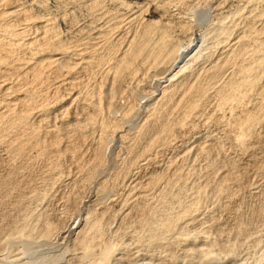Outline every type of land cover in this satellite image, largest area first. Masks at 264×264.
I'll list each match as a JSON object with an SVG mask.
<instances>
[{
    "label": "rangeland",
    "instance_id": "rangeland-1",
    "mask_svg": "<svg viewBox=\"0 0 264 264\" xmlns=\"http://www.w3.org/2000/svg\"><path fill=\"white\" fill-rule=\"evenodd\" d=\"M12 1H14L13 3L17 4L16 7H18V9L21 8L23 10L22 11L23 14L20 13V15H18V17H21L22 15H24V16H22L21 17L22 19H21V18H18L16 16L17 14L14 17L11 15L10 16L11 21L9 20V22L5 21L9 18V16H7V19H5V18L1 19L2 22L0 20V23H3V24L8 23L7 25H9V23L12 22L10 24H13L14 28H16L20 22L27 21L29 25L27 24L26 31H23L25 33L22 32L20 35L15 34L16 32L14 34L12 33L15 30L12 27V25L10 28L11 29L13 28L14 30H11V29L4 30V29L0 28V33L5 32V31L8 33V35H7V33L5 32L4 33L5 36L3 35V33H1L2 36L0 34V41H1L0 42V54H1V48L7 47V46L12 47V45L15 46L18 44L17 42L21 41V43H22L23 42L22 39L23 40L27 39V41L23 42V43H25V42H28L30 40V38H32V37L35 38L38 35L36 32L38 31L40 33V30H36L34 28V26H31V24H32L31 22L33 21V19L36 21L39 20L41 16H42L41 19H44V20L46 17H48V18L52 17V19L49 18L52 22H54V23L51 22L49 24V26H51V29L49 30V33H50L49 39H52V41H51V43L53 42L52 44L55 43L54 42L55 39H56L55 40L56 42L62 41L63 45L67 46V48L69 47L72 50V52H70L69 54L72 55V53H73V55L71 57L68 56V59H70L69 61H72L71 62L72 65H73V63L76 62V60H73V58L75 57L74 51H78L79 48L82 49L83 46H94L95 49L97 47V49H96L97 53L95 52L93 54L95 61L92 62L91 65H87V66L76 65L75 67L70 68L71 71H69V73H67V78L71 79V77H72V79L74 80V83H72V84L61 83L60 84V82H63L64 76L62 77L59 73H61L63 75V74H65V72L63 70L57 69V67L55 68V65H52V67H46L44 69L43 75L41 77L42 78L41 81H40V79L35 80V77H34L32 70H31L32 73L29 72L30 70L26 69V70H28V71H26L24 68H23V70H20V71L18 70L21 67V66L19 67L18 65H21L20 63L22 61H24V59H28V57L30 58V55H32L31 57H33V55L34 56L36 55V54L31 53L32 51H35V48H33L34 47L33 44H32L33 47L30 46V48H25V47L18 44V46H17L18 48L15 47L16 49L14 47L11 49L10 48L5 49L4 53L7 52L5 54L2 51L3 55H6V57H5L6 60L0 61V66H1L0 71L2 72V73L0 72V84H1V86H0V90H1L0 91L1 92L0 93V102H2L3 101L2 99H4L6 101V103L9 102L10 104H6L4 101L3 102L5 103V105H4V103H3V105H2V103H0V129L2 130V131L0 130V133H1L0 134V141H1L0 142V184H2L1 181L5 180V183L3 182L4 186H3V184L0 185V224H1L0 225V232H1L0 233V257L1 256L2 257H5V256L9 257L10 253H12V250L15 251L20 246L21 241L15 242V240L17 239L15 236H17V235L13 234L14 229L17 230L18 225H20V223H22V227L26 225L27 228L23 227L25 230L30 229L31 231H33V233L35 235V231L37 229L39 231V228H41L39 226L43 225L42 222H45L48 219H50L51 222L53 219L56 220V221L53 220V223H50V224L45 222L47 225L50 226V228H52V226H53L52 230H54V231H52V235H54V236H50L47 240V239H44L43 237L41 238V236L38 233H36V234H38L40 239H38L37 235H36V238L34 237L35 242H36V243L33 242L34 247L36 246V248H39L41 251L49 250L48 253H43L45 255L49 254V253L52 254L54 251L57 253V251L63 250L66 247H68V248L71 247L72 243H73L72 235H70V236L68 235L69 237L65 236L62 240V237H60L59 234L57 235L55 233V231L59 230V229L62 231V229H64V227L66 226V223L64 222V220L66 222H68V221L70 222L73 219L75 220L77 218L75 216H79L78 213H80L84 217L85 216L84 214H86V211H88L89 208L90 209L96 208L98 210L101 209L104 212V214L100 213V215L102 214L101 216L103 218L105 217L104 220H102L103 218H101L100 215L98 216V217H100L99 219H101L100 222H103V221L107 222L108 221V224L105 222V224H107V225L101 224L99 222L100 223V231H103L102 237L104 239H108V237L110 235L111 239L109 238V240H111V242H118L120 239H121V241H122V239H124L126 241L131 242V243L135 242L136 246H138V247L141 246L140 248L142 249V246L145 247V245H146V237H148V233H152V230H154L155 228H158V227H156V225L159 223V217L162 218V217H165L167 215V216L171 217L172 219L176 220L177 218L179 219V217L182 215V213H186V215L183 218L180 217L179 221L177 220L178 223L176 221V223H177L176 226L179 227V225L182 221L181 219L188 217V215L190 216V218H192V214L195 213L196 218L197 217H199V218H197L192 223L185 225L187 227L184 226L186 229L188 228L187 229L188 231H190V232L192 231L191 233H194V232L199 231V230H201V231L206 230L207 232L209 231V233H207L206 231H205V233L210 234L211 236L215 235L216 237H218L219 236L218 234H220L221 238L222 237L223 238L229 237L228 240H230V241L234 240L231 242L237 246V252L241 253L240 254L241 257L246 258L249 261V263H251V264L252 263L255 264V261H256L255 257L257 255H258V258L259 257L264 258V124H263V122H264V111H263L264 110V71H263L264 70V62H263L264 61V56H263L264 55V48H263L264 47V0H12ZM3 2H4V0H3ZM6 4H7V2H6ZM6 4L4 3V5H6ZM11 4H12V2H11ZM22 6H23V8H22ZM2 9H3V6L0 5V12ZM134 11H138V13L140 14L139 17L137 19H134L131 22H128V20H126L127 13L129 14V13L134 12ZM25 12L27 14H25ZM25 16H26V18H25ZM11 18H13L14 20ZM17 18L19 20L21 19V21H18ZM48 18H46V19H48ZM149 21H152V22H149ZM154 23H156L157 25ZM167 23L170 25H168ZM165 25H167V26H165ZM184 25H185V28H184ZM29 26L31 27L32 30L30 29ZM179 26H181V27H179ZM148 27L151 30V32H150L151 37L148 36V40H149L148 42L149 43L150 42L152 43V41H154L156 38H158V36L160 34H163L165 36V38L170 37V39L168 38V40L165 41V43L169 42L166 45V47L169 46L172 49L175 48L176 46H179L180 44L186 46L187 42H191L192 39H193L192 42H196L198 40V38H200L201 34H203V33H204V35L207 36L205 38L206 42H204V43H206V45L203 47L204 52H202L200 57L198 59H196L192 63V65H190V67L187 68L186 71H184V73H183V74H185V72L187 74L189 73V75L185 74L186 78H187V79L186 78L185 79L189 83H185L186 82V81L184 82L185 79L184 80L182 79L185 77V75H181L183 77L181 78V76H180V78L182 79L180 83L183 82L184 87L182 86L183 83L179 84V82H178L177 85L169 88L170 91L168 89L167 92L171 93V96H168L169 94L166 95L167 92L164 93V95L166 96V98H165V96H164V98L166 100H168L169 97H170V100H171V98L173 99V97H174L173 101L169 100V103H168V101H166L162 98V99L157 100L155 102L156 104L153 102V104L151 106V103L149 101L150 98H148L147 96H146L147 97L146 98L145 93H146V91L147 92L152 91L153 93H155L157 91L155 94V96H157V98L160 96V93H162L161 87L158 85L159 81L157 80V76H156L157 75L156 74L157 68L159 70L162 67L160 66V67L153 68V70H151V71L145 69V70H147V72H146L147 75L146 74L143 75L142 72L145 70H142V69L145 68V66H144V68H141L140 71H138L139 74L141 76H143V78L141 77L142 79H139L140 76L137 78L136 75L133 76L132 73L127 72V75L124 78H122L117 83H115V85L117 84L114 88L116 93H114V96L112 98L113 101L111 100L112 104L110 101H107V100H106L107 103H105L104 102L105 99L103 98V95L101 93V89L103 90L104 86H105V88L109 87L108 85L106 87V83H105L104 79H106L107 81L110 82L112 80V78L110 77V75H109V78L107 76H105L106 74H105L104 68L106 70L107 67L114 65L117 62L116 59L119 56V52H120L121 48L125 44L128 43L129 39H131L135 33H137L139 36L144 34V31ZM167 27L170 28L171 31L168 30ZM172 28H174V29H172ZM220 28H224V29L222 31H220L221 30ZM33 31H35V32H33ZM9 32H10V35H9ZM35 33H36V35H35ZM16 35L18 37H16ZM51 35H53L55 38ZM152 35H153V37H152ZM104 36H106V38ZM5 37L8 40V41L5 40L6 42L4 41ZM12 38H14L16 40H14ZM234 38H236V39L234 40ZM99 39H101V40H99ZM226 40H227L228 44L226 43ZM30 41H32V40H30ZM107 41H110V42L108 43ZM230 41L231 42L234 41V42L231 43ZM8 42H10V43L8 44ZM14 43H16V44H14ZM47 43H45L44 45H46ZM4 44H5V46H4ZM169 44H171V45H169ZM206 46H208V47L205 48ZM73 47H74V49H73ZM16 50L20 56L21 55L24 56L23 59H22V56L20 57L17 54ZM26 50H28V51H26ZM96 50H94V51H96ZM19 51H21L22 53ZM86 51H90V50H86ZM12 52L13 53L15 52V54H12ZM236 52H238V53H236ZM166 54L164 52L163 56L166 57L165 60L171 61L174 53H172L169 56H166ZM88 56L90 57L91 53H90V55L89 54L87 55V58H89ZM202 56H204V57H202ZM35 57L37 58V56H35ZM35 57L30 59V60L33 61V59H35ZM50 57L51 56L49 55L48 52L42 53L41 55L38 56L39 59H46V58H50ZM77 57H80V56L76 55V58ZM16 58H17V60H16ZM13 60H15L17 62H15ZM18 60H20V61H18ZM101 63H102V65H101ZM260 63H262L261 65L263 66V67H261V68H263L262 70L258 68V66L259 67L261 66ZM97 65L100 67H97ZM15 67L16 68L18 67V69H16ZM133 67H134V65L132 66V68ZM50 68H52V69H50ZM190 68L193 71H191V70L189 71ZM49 70H51V71H49ZM52 70H54V71H52ZM74 70H75V72H74ZM22 71H25V72H22ZM58 71H60V72L58 73ZM128 71H130V70H128ZM55 72H56V74H55ZM191 72H192V74H191ZM15 74H16V76H15ZM19 74H22V75H20L21 79H18ZM58 74H59V77H58ZM194 74H196L198 76H196ZM210 74L212 76H210ZM233 74H234V76H233ZM256 74L259 76V78ZM32 75H33V77H31ZM73 75H76V77H73ZM238 75H240L241 77L240 76L238 77ZM30 77H31V80H30ZM43 77H45L46 79L48 78L47 82H45L46 79ZM235 77H237V78L235 79ZM101 78H102V81H101ZM231 78L233 79V81L234 80H236V81L233 82ZM252 78H253V80H252ZM27 79H29V80L27 81ZM32 79H33V82L35 80L34 83L33 82L30 83V81H32ZM254 79H256V80H254ZM194 80H196V81H194ZM243 80H245L246 82L249 80L250 82L248 81L249 83L248 82L246 83L244 81L245 82L244 83ZM64 82H65V80H64ZM137 82H139V83H137ZM198 82L199 83L201 82L202 84L204 83V85L199 84ZM242 82H243V84H242ZM252 82H254V83H252ZM6 83H7V85H6ZM82 83H83V85L84 84L85 85L84 86L81 85ZM226 83H228V84H226ZM26 84L28 86H26ZM32 84L35 87L34 86L32 87ZM91 84H93V85H91ZM231 84H232V86H231ZM17 85H19L20 87ZM42 85H45V86H42ZM71 85H73V86H71ZM186 85H187V87H185ZM189 85H190V87H189ZM194 85H196L197 89ZM243 85H245V86H243ZM4 86L5 87L10 86V87L7 89H4ZM56 86H57V88H56ZM177 86L180 89L177 88ZM191 86H192V88H191ZM23 87H27L26 89H28V90H26ZM45 87L48 90H49V88H51V89L47 92ZM158 87H160L159 90H158ZM237 87H238V89H237ZM41 88H43L44 90ZM184 88L188 90V92L185 93L186 97H185V95H182L185 92ZM188 88H190L191 91ZM193 88H195V90H193ZM223 88H225V89L227 88L226 89L227 92H225L224 91L225 89H223ZM243 88H246V89H243ZM30 89H31V91H30ZM8 90H9V92H8ZM13 90L16 92H14ZM18 90H20V91H18ZM179 90H182V91H179ZM23 91L26 93V95L23 94ZM200 91H201V93H199ZM17 92H20V93H17ZM29 92L30 93L32 92L33 95H32V93L29 94ZM94 92H96V94ZM191 92H193V93H191ZM80 93L82 96L78 97L80 95ZM158 93H159V96H158ZM175 93H176V95H175ZM190 93L193 95H188ZM222 93H224L225 95H223ZM202 94H204V95H202ZM91 95H93V97ZM95 95L97 96L96 99L94 98ZM180 95H181V97H180ZM206 95H208L207 96L208 98H205ZM210 95H211V97H210ZM99 96H102V97H100V99H99ZM116 96H117V98H116ZM183 96H184V98H182ZM187 96H188V98H187ZM201 96H203V97H201ZM87 97L88 98L92 97L93 100L91 98L88 100ZM114 97L117 101L114 99ZM134 97H136V98H134ZM198 97L200 100L197 99ZM230 97H231V99H230ZM17 98H20L21 100L17 99ZM75 98H77V99H75ZM175 98L177 99V102H176ZM178 98L183 99V100L181 101ZM189 98H191V99H189ZM222 98H223V100H222ZM135 99H136V101H135ZM185 99H188V102L185 101ZM192 99H194L193 103L191 101ZM204 99L206 101H204ZM23 100H25V102ZM178 100H179V102H178ZM89 101L90 102L93 101V102L90 103ZM161 101H163L164 103ZM196 101H198L199 104L201 101V103L203 105L202 104L199 105L197 103V106H196ZM202 101H204V102H202ZM233 101H235L236 103ZM41 102H42V106H43L42 108L45 110H43L40 107ZM103 103H105L106 107L103 106L104 105ZM138 103H140V104H138ZM162 103L164 104V106L166 103L169 104L168 106L175 108V110L173 108H171L174 111L173 112L172 111L167 112V111H170L171 109L166 105V108L168 107L167 108L168 110H167L163 106ZM177 103H178V107L176 108L174 106ZM230 103H233V104H230ZM21 104L25 105L26 107L23 105L21 106ZM44 104H45V106H44ZM92 104H93V106H91ZM132 104L135 106V108H137V110L134 108V106H132ZM154 104H155L156 108H155ZM172 104H173V106H172ZM179 104H181V105H179ZM234 104H236V105H234ZM244 104H245V106H244ZM87 105H88V107H87ZM110 105H111V108H110ZM112 105H113V108H112ZM101 106H102V108H101ZM130 106L132 108H130ZM137 106H139V107H137ZM148 106H150V107H148ZM190 106H191V110H190ZM92 107L93 108L97 107L98 109L96 108L95 110H92L93 109ZM108 107L110 108V110ZM127 107H129V108H127ZM160 107L162 108L163 113H162V110ZM25 108L27 109V111L25 110ZM105 108H106V110H109V111L107 112L105 110ZM145 108H147V109H145ZM152 108H155L157 110L156 111L153 109L154 111H156V113L152 110ZM180 108L184 111L180 110ZM33 109L34 110L37 109L38 111L40 110L41 111V112L39 111L40 114L36 115L37 114L36 113L35 115H33L32 114ZM103 109L105 111L104 113L107 114V115L104 114L105 116H103V114H102ZM46 110H48V111L46 112ZM123 110H124V113H123ZM28 111L31 112L30 115H28L30 113ZM165 111L167 114L168 113H170V114L173 113V114L167 115L165 113ZM192 111H194L195 114ZM2 112H4V113H2ZM19 112H20L21 116L23 115L21 112H23V113L28 112V114H26L25 116H22L23 118L21 116H20L21 118H18L17 113H19ZM127 112L129 113V117H128ZM178 112L180 114H176ZM9 113H11V114L8 115ZM15 113H16V115H13ZM96 113H98L99 116ZM159 113H160V115H159ZM247 113H248V115H246ZM250 113H251V116L253 115V117H250ZM257 113H258V115H257ZM4 114H7L8 116L7 115L4 116ZM47 114H48V116H47ZM130 114H132V115H130ZM155 114H156V119H154ZM175 114H176V116H175ZM100 115H102V116H100ZM125 115H127V117H125ZM157 115L159 116V118H157ZM259 115H260V118L258 117ZM14 116H16V117H14ZM28 116H29V118H28ZM42 116L44 118H42ZM93 116L96 117V120L98 122L96 120L94 122L92 121L95 118ZM106 116H108L107 118H109V119H107ZM90 117H92L93 119ZM110 117H112V118L110 119ZM113 117H115V120ZM121 117H122V119H120ZM123 117H125V119H127V118L128 119L125 120ZM160 117L162 119L165 118L166 120L169 118H172L173 121L171 119H169L170 126H167V123L169 124V122H167L165 124L168 127V132H167V130H163L164 128H162L164 126V125H162L163 124L162 122L163 121L166 122V120L163 119V121H162V119ZM183 117H184V119H183ZM254 117L255 118L257 117V118L254 120ZM8 118H10V119H8ZM102 118L103 119L105 118L104 121H102ZM146 118L147 119L151 118L150 120L148 119L151 124H149V122H147ZM90 119H92V120H90ZM159 119H161L160 122H159ZM2 120H5L7 123L5 121L3 122ZM9 120L11 123H13L16 120L17 121L15 123H13V125H12L9 122ZM12 120H14V121L12 122ZM106 120L109 121L110 123L107 122ZM113 120H114V122H113ZM118 120H120V121L122 120L121 123ZM153 120H155L154 121L155 127L153 126ZM174 120H175V122H174ZM240 120H242V121H240ZM256 120H258V121H256ZM115 121H116L117 125H116ZM17 122H18V124H16ZM46 122H48L49 124ZM89 122H91L92 124L94 123V124L91 126V123L89 124ZM99 122H101V123H99ZM112 122L114 124L111 125ZM173 122H174V124H173ZM246 122L247 123L249 122L248 123L249 125L246 126L245 125ZM254 122H255V124H254ZM105 123L107 126L110 125L109 128L111 130L112 129L116 130L118 128L119 124H121L120 129L121 128H123V129H121V130L117 129V131L114 130V132L112 133L113 130L112 131L110 130V132H109V128L107 126L105 127ZM146 123H147V128H145ZM159 123L160 124L162 123L161 127H160ZM76 124H77V126H76ZM157 124L159 126H156ZM183 124H185V125L183 126ZM41 125H42V127H46V126L47 127L42 128ZM122 125H124V126L122 127ZM175 125L178 127H176ZM251 125H252V127H251ZM143 126H144V129H146V130H144V129L142 130ZM171 126H172V128H171ZM14 127H16L17 131ZM28 127L29 128L31 127V128L29 129ZM77 127L79 128V129H77L78 131L77 130L74 131L75 128H77ZM83 127H85L86 129ZM101 127L105 128V130H101L102 129ZM173 127H175V128H173ZM37 128H38V130H37ZM73 128H74V130H73ZM152 128H156V129L158 128V129L157 130L154 129L155 131L152 132L151 131V130H153ZM161 128H162V131L160 130ZM6 129L8 130V132L10 131V135H7ZM25 129H26V132H25ZM46 129H47V131H46ZM56 129H59V130L57 131ZM82 129H84V130H82ZM79 130L81 132H79ZM141 130L142 131L149 130V131H147V133L149 132V134H146V132H143L145 134L146 138H143L144 134L142 132H140ZM158 130H160V131H158ZM11 131H13L12 132L13 134L11 133ZM106 131H107V134H106ZM138 131L140 132V134H143V135H139ZM156 131L159 133L158 137L156 136L158 134ZM165 131L167 132V133H165V135L160 134V133H164ZM239 131H240V133H239ZM63 132H65L66 134ZM78 132H79V137L77 135ZM100 132H101V134H99ZM102 132L105 133V134H103V137H105L106 141L101 136ZM136 132H138V133H136ZM241 132H243V133H241ZM2 133H4V135H6V137L7 136L8 137L5 138V136ZM15 133H18V134H16L17 136L15 135ZM19 133H21V134H19ZM36 133H38V135ZM48 133L51 135H49ZM110 133H112V134L110 135ZM118 133H120V134L122 133L123 135L122 134L121 135L122 136L125 135L126 138H125V136L121 137V135H119ZM169 133H170V135H169ZM26 134H28V135H26ZM31 134H32V136L34 135L37 138V139H35V141H33L35 137L32 138ZM55 134H57V136H58V134H60V136H58V138H60V139H58ZM62 134L63 135L65 134V135L63 136ZM113 134L114 135L116 134V135L114 136ZM130 134H132V135L135 134V141H136L138 135L140 136V138L138 136L137 141L134 142L133 141L134 135L133 136L131 135V137H128V136H130ZM244 134H246V135H244ZM12 135H15V136H12ZM42 135L45 136V138L43 136V139H46L45 140L46 144L41 137ZM84 135H86L85 136L86 138L88 137V140L83 137ZM150 135H152V137L156 136V138H152ZM162 135L166 138L161 137ZM10 136H12V138H10ZM23 136H25V138H23ZM27 136H29L31 138L30 139L28 137L32 141L31 143H30V141L29 142L28 141L22 142V138H23V141L28 139V138L26 139ZM39 136H40V138H39ZM61 136L63 137V140H61L62 139ZM67 136H69L68 138L70 139V141L67 140L68 138H65ZM71 136H73V137H71ZM99 136H101V137H99ZM147 136L151 137V138H147ZM13 137H15V138L17 137V139H15ZM50 137H54V138L50 139ZM82 137L87 141L85 142V140ZM240 137H241V139H236V138H240ZM3 138L5 140H3ZM8 138L12 140L11 143L13 144V146H15L16 143L18 144V145H16V148H18L19 152L15 149V147H13V150H12V148H10L13 152H11V150H6V148L8 147V144L11 141V140L9 141ZM18 138H20V140ZM76 138L77 139L79 138V139L77 140ZM141 138H143L144 140L141 141ZM55 139H56V141H55ZM139 139H140V142H143V143L138 142ZM149 139H152L153 142H151V140H149ZM163 139H164V141H163ZM7 140L9 143L5 142ZM13 140L14 141L17 140V141H15L16 143ZM40 140H42L43 143ZM64 140L66 142H63ZM157 140H159L160 142ZM242 140L244 141V143L242 142ZM18 141L20 142L21 145H19ZM50 141H52V143ZM58 141H60L62 143H60ZM68 141L70 143L73 141V143L70 144ZM82 141L84 142V144ZM101 141L103 143H106V145L102 146L103 143ZM156 141L158 142V144H156L157 143ZM47 142H48V144H47ZM49 142L51 143L50 145H49ZM74 142L77 144V146H76V144H74ZM78 142H79L80 147L78 146ZM130 142H131V144H130ZM137 142L142 144V145H139ZM150 142L154 143V145L153 144L152 145L155 148L151 147L152 145H150L151 144ZM32 143H35L38 145L36 146L35 144H32ZM66 143H69V144H66ZM80 143L83 145V147H82V145H80ZM132 143L135 146L132 145ZM6 144H7V146H6ZM25 144H27V145H25ZM87 144H90V145H87ZM91 144H92V147L95 146L94 149L91 147ZM96 144L97 145L101 144V146L100 145L97 146ZM128 144L131 145V146L129 145L130 147H134L133 150L136 149V150H134V153H133L132 148L128 149V148H130L128 146ZM146 144L149 145L148 147L149 148L151 147L152 149L151 148L148 149ZM155 144H156V146H155ZM33 145L36 147H34V148L32 147L31 149H29ZM43 145H44V147H45V145L46 146L48 145V146H51L52 148L51 147L49 148L47 146L48 149H45L42 147ZM53 145H55L57 147V149H53V147H55ZM67 145H69V146L71 145L70 147L72 148L73 151H71L70 149L68 150L69 146H67ZM85 145H87L86 148H85ZM63 146H66L67 148H65ZM136 146H140V147H136ZM97 147L98 148L103 147V148L98 149ZM64 148L67 150L65 151ZM78 148H79V150H77ZM84 148H85V150H84ZM142 148H144V149H142ZM145 148L148 149L150 152L148 150L146 151ZM7 149H9V147ZM14 149L16 150V152ZM20 149L23 150L24 153H27V151H28V154L27 155L24 154L23 151H21ZM96 149H98V153H97ZM101 149H103V150H101ZM198 149L199 150L201 149L200 152L203 150V152L200 153ZM50 150L52 151V153H48V152H51ZM56 150H59V151H56ZM99 150H101V151H99ZM38 151H41V152H38ZM53 151H56V152L54 153ZM79 151L82 153V155L80 154L81 157L84 156L82 159H80L79 154H78L79 156L77 158L75 157V154ZM103 151H104L106 156L104 155ZM72 152L75 154L74 155L71 154ZM95 152H96V154H94ZM145 152H147V153H145ZM83 153H85V154L83 155ZM13 154L15 155L14 157H13ZM57 154H59V155H57ZM100 154L104 155L105 157L100 155ZM54 155H56V158ZM16 156H17V158H16ZM73 156H74V158H73ZM100 156L104 157L105 159L103 158V161H101L102 159H100V158H102V157H100ZM86 157H89V158H86ZM95 157H96V159H95L96 163L95 162L94 163L97 165H95L92 161L93 160L92 158H95ZM9 158L11 160H9ZM53 159H54V162H53ZM58 159H59V162H58ZM97 159H99V161ZM70 160H72L73 162ZM80 160H83V161H80ZM89 160H91V161H89ZM41 161H43V162H41ZM76 161H79L77 164L80 166H78V165L77 166L81 170L79 168H77V166L75 165ZM87 161H88V163H87ZM211 161H212V163H211ZM81 162L82 163L86 162V163L82 164ZM100 162L103 165H101ZM80 163L82 165H84L85 167L89 164L88 165L89 169H88V166L86 167L87 168L86 169ZM59 164L61 165V167ZM64 164H66L67 166ZM14 165H15V167H14ZM63 165H64V167H63ZM68 165H70V166H68ZM73 165H74V167H73ZM62 167L64 168V170ZM65 167L66 168L69 167L68 168L69 170H66ZM96 167H98V168H96ZM233 167L235 169H233ZM74 168H76V169H74ZM7 169H8L9 173L7 172ZM52 169H54V170L52 171ZM78 169L80 170V173L82 171L81 174L78 173L79 172ZM85 169L87 170V172ZM17 170H19V171H17ZM91 170L93 171L92 173H91ZM231 170H233V171H231ZM10 171H12L14 174L16 173L15 176H14V174L11 175ZM21 171H22V173H21ZM67 171H68V173H67ZM94 171H95V174H94ZM88 172H90V173H88ZM7 173L10 174V176L7 175ZM83 173H86V175L84 174L85 175L84 176ZM179 173H181V174H179ZM89 174L90 175L92 174L91 177ZM178 174H179V176H181V175L182 176H181V178L179 177L180 179L178 178V180H177V177H175V176H178ZM205 174H206V177H205ZM224 174L227 175V177ZM55 175H57V176H55ZM87 175H88V178L86 177ZM207 175H208V178L210 180L207 178ZM11 176H12V178H11ZM60 176H61V178H60ZM82 176H84L85 178ZM234 176H236V177L238 176V177L236 178ZM20 177H21V179H20ZM54 177H56L57 180ZM80 177L82 179L83 178L84 179L82 180ZM89 177L91 178V180ZM212 177L214 180L217 179L218 182H217V180H215L216 181L215 182L212 179ZM223 177H225L224 180L226 179L225 182H224V180L220 181L221 179H223ZM23 178H24V180H23ZM86 178L88 180H85ZM15 179H16V181H15ZM43 179H44V181H43ZM79 179L81 181H79ZM187 179H189V180H187ZM211 179L213 182L211 181ZM228 179L231 181H229L227 183ZM71 180H74L77 184L75 183L73 185L74 181H71ZM176 180H177V182H176ZM183 180L185 181L184 184H183V182H184ZM206 180H207V182H206ZM208 180L210 181V183L206 185V183L209 182ZM23 181H24V183H23ZM30 181H31V184H30ZM51 181H53V182H51ZM204 181H205V183H204ZM80 182L84 183V185L83 184L81 185ZM175 182H176V184H175ZM220 182H222V183H220ZM79 183H80V185H79ZM148 183H149V185H146ZM192 183H193V185H192ZM16 184H18V186ZM135 184H137V188H139V190H141V191L147 190L146 191L147 195L145 196L146 199H144V197L136 199V198H133L131 196L133 199L127 200V198L130 196V193L132 192L133 186ZM139 184H141V185H139ZM165 184H166V186H165ZM203 184L206 185V187ZM5 185H7L8 188ZM44 185L46 188L44 187V190H43V188H41V187ZM51 185L53 186V189H52ZM142 185L143 186L145 185V186L143 187ZM217 185H221V188L219 186L220 190L218 189ZM223 185L228 186V188L226 189V187H224ZM80 186H86V187H80ZM189 186L191 188H188ZM216 186H217V188H216ZM49 187L51 190H49ZM75 187H76V189H74ZM146 187H148V188H146ZM168 187H170V188H168ZM185 187L188 188V191L186 190ZM192 187L197 188V189H193ZM229 187H230V189H229ZM79 188L82 189L83 191L82 190L80 191ZM179 188L181 191L179 190ZM198 188H200V190ZM222 188L226 189L227 191L226 190L222 191ZM39 189L42 191L40 192ZM98 189H99V191H98ZM189 189H192V190H189ZM228 189H229V192H228ZM62 190H63V192H62ZM149 190H151V191L149 192ZM164 190H166L165 193H164ZM37 191H38V193H37ZM53 191L55 194L53 193ZM55 191H57L58 193ZM69 191H71V192H69ZM77 191H79L80 193L75 194V192H77ZM161 191H163V192L160 194ZM196 191H198V193ZM216 191H218L217 194H216ZM66 192L67 193L69 192V195ZM72 192L74 194H72ZM210 192H212V193H210ZM213 192H215V193L213 194ZM7 193L9 194L10 197L8 196ZM35 193L37 195L40 193L38 195L39 197ZM43 193H44V195H42ZM52 193L54 196L52 195ZM65 193L68 196H71V195H74V196L73 197L71 196L68 198L67 195H66V197L64 196ZM190 193H192V194H190ZM201 193H203V194H201ZM225 193H227V195ZM60 194H64V195L62 196ZM5 195H6V197H5ZM40 195L42 197L45 195L46 196H45V198L43 197V199H42L40 197ZM165 195H166V197H165ZM173 195H174V197H173ZM31 196L32 197L34 196V197L32 198ZM61 196H62V198H60ZM18 197H19V199H18ZM37 197H38V200H40V198H41V200L38 202H37V200L34 201V199H37ZM169 197L171 198V201H170ZM22 198H24V199H22ZM63 198H65V204H66V202H69V203H67L68 205L66 204V206L67 207L69 206L71 208L68 210L69 212L66 211L67 216L64 215V213H65L64 208H65V210H67L69 207L66 208L64 206L65 204H64ZM75 198H78V199H75ZM193 198H195V199H193ZM66 200H68V201H66ZM198 200L201 202H199ZM29 201H30V203H29ZM157 201L161 202V203L159 202L160 205ZM6 202L8 204H6ZM40 203H42V204H40ZM87 204H88V206H87ZM35 205H37V208ZM71 205H73V207ZM158 205H159V207H161L163 209H159ZM182 205H183V207H182ZM42 206L44 208L40 209ZM185 206H187V207H185ZM34 207L36 208V210ZM130 207H131V209H130ZM73 208H74L75 213L73 211ZM194 208L196 209V211H193V210H195ZM124 210L127 213L125 215H123V218L121 219V215L125 213V212H123ZM160 210L161 211L163 210V211L161 212ZM187 210L190 212H188ZM44 211H45V213H44ZM155 211L156 212L158 211V212L156 213ZM27 212L30 214H28ZM31 212H32V214H31ZM62 212H63V214H62ZM180 212H181V214H179ZM26 213H27V216H25ZM141 213H142V215H141ZM167 213H169V214H167ZM58 214H60L59 217L56 216ZM68 214H70L71 217ZM93 214L94 213H92V215ZM151 214L152 215L155 214V216L154 215L152 216ZM34 215H36V216H34ZM139 215H140V217H139ZM63 216H65V218ZM111 216H113V217L111 218ZM118 217H120V218H118ZM110 218H111V220H110ZM140 218H144V219L138 220ZM146 218H147V221H145ZM155 218H156V220L158 219L157 220L158 222L155 220ZM211 218H212V220H211ZM18 219H20V220H18ZM38 219H40V220L43 219V220L40 221ZM118 219H121V220L124 219L123 223L120 224V220H118ZM142 220H144V221H142ZM207 220L208 221L210 220V221L207 222ZM24 221L26 223H24ZM141 222L144 225H142ZM145 222H147V223H145ZM205 222H207V223H205ZM113 223H115V224L113 225ZM116 223H117V225H116ZM151 223L153 224L152 226H151ZM154 223H156V224L154 225ZM46 224H45V227L47 226ZM70 224H71V222L69 223V225ZM118 224H119V226H118ZM123 224H126V225H123ZM197 224H199V225H197ZM55 225H56V227H55ZM109 225H113L115 227L116 226L120 227V225H121L120 229L123 226L124 227L121 230L118 228L115 229V227L113 229H111L113 226L111 227ZM189 225H191V226H189ZM195 225H197V226H195ZM238 225H239V227H237ZM22 227H20L18 229H21ZM31 227H32V229L33 228H37V229L32 230ZM105 227H107V229L109 231L107 229H105ZM109 227H111V228H109ZM147 227L150 228V229H148L149 232L147 230ZM189 228H193V229H189ZM208 228H210V229H208ZM8 229L10 232L9 234H11L13 237H15L12 239L13 244H16V245L12 244L14 247H12V245H10L12 240L8 244H7V241H5V239L7 240L8 237L11 236V235L7 234ZM65 229H67V228L65 227ZM137 229H139V230H137ZM141 229H142V231H141ZM161 229L164 230V228H161ZM170 229L165 231V233L167 232L166 235H163V237L165 236L164 237L165 240L164 239L161 240L159 238V240L162 241L161 243L156 244V246H154L153 244L148 245L151 249L154 247L152 250H150V252H152V251L154 252V250H155V252H154L155 255L153 254L154 257H152V258L156 259L157 261H161L163 263L164 262L165 263L170 262V264H173L174 262H177V261H179V262L184 261L183 263L186 262V264H188V262H189L188 260L197 261L198 258L196 257V255H194L193 253L188 254L187 251H185L186 252L185 258H183L184 257L183 253H185L183 249L185 248V245L187 244L184 241L189 240L190 239L189 236H178L176 234V231H177L176 228H174V229L172 228L171 231H169ZM224 229H227L228 231L227 230L225 231ZM253 229H255V230H253ZM122 230H123V232H122ZM144 230H146V232ZM163 230H160V231L162 232ZM59 231L57 233H59ZM158 231H159V229H158ZM254 231H255V233H254ZM3 232H5V234ZM112 232H113V234H112ZM217 232H218V234H217ZM174 233H175V235H174ZM242 233L244 234V236ZM55 234L57 235V237L55 236ZM125 234H127V236ZM167 235L169 237H167ZM240 236H242V237H240ZM22 237L24 238V236H22ZM105 237H107V238H105ZM115 237L117 238V240ZM128 237H129V239L131 237L132 238L134 237L133 239L131 238L133 241L131 239H130L131 240L130 241L128 239ZM245 237H247V239ZM53 238H54V240H53ZM223 238H222L223 241L227 240V239L224 240ZM42 239H43V241H42ZM140 239L142 241L144 240L143 241L144 243ZM17 240H19V239H17ZM182 240H184V241H182ZM222 240L220 239V241H222ZM39 241H40V244H41V242L44 243V241H47L48 243L45 242L44 245L43 244L40 245ZM126 241H123V242H126ZM50 242H52V244H50ZM5 243H6V245H5ZM164 243H165V245H164ZM38 244L40 246H38ZM45 244H46V246H45ZM9 245L12 247L11 249H10ZM48 245H49V247H48ZM56 245H57V247H55ZM160 246H161V248H156V247H160ZM15 247H16V249L14 250ZM146 247H147V245H146ZM56 248H58V250ZM259 249H261V250H259ZM66 253H67V251H66ZM174 253H176V254H174ZM66 255L68 256V254H66ZM169 256H171V257H169Z\"/></svg>",
    "mask_w": 264,
    "mask_h": 264
},
{
    "label": "bare ground",
    "instance_id": "bare-ground-1",
    "mask_svg": "<svg viewBox=\"0 0 264 264\" xmlns=\"http://www.w3.org/2000/svg\"><path fill=\"white\" fill-rule=\"evenodd\" d=\"M2 1V2H1ZM6 2H7V4H6ZM11 2H12V4H11ZM14 1H12V0H4V2H3V0H0V5H2L3 6V9L1 10V12H0V20L1 19H7V16H9V18L7 19V20H5V21H8L9 22V20H10V16L12 15L13 17L16 15L17 17H18V15H20V13H22V9L21 8H19L18 9V7H16V3H13ZM4 3L6 4V5H4ZM96 6V5H95ZM260 7V6H259ZM2 8V7H1ZM22 8H23V6H22ZM139 11V10H138ZM138 11H134V12H131V13H127V16H126V20H128V22H131V21H133L134 19H137L138 17H139V13H138ZM181 12V11H180ZM248 12V11H247ZM23 14V13H22ZM25 14H27L26 12H25ZM32 15V14H31ZM22 16H24V15H22ZM21 16V17H22ZM27 16V15H26ZM26 16H25V18H26ZM45 16V15H44ZM21 17H18V18H21ZM40 17V16H39ZM181 17V16H180ZM17 18V19H18ZM42 18V16L40 17V19L39 20H34L33 19V21L31 22L32 24H31V26H34V28L36 29V30H40V33L37 31L36 33L38 34L35 38H30V40H32V41H28V42H25V43H23L24 41H27V39L25 40H23L22 39V43H21V41L20 42H17L19 45H21V46H23V47H25V48H30V46H32V44H33V48H35V51H32L31 53L32 54H36L35 56H37V58L33 55V57H31L32 55H30V58L28 57V59H24V61H22L20 58V60L22 61L20 64L21 65H18L19 67H20V69H18V67L16 68V69H18L19 71L20 70H23V68L26 70V69H28V70H30L29 72H31L32 73V71H33V74H34V77H35V80H39L40 79V81H41V77H42V75H43V71H44V69L46 68V67H52V65H55V68L57 67V69H60V70H63L64 72H65V74H61V73H59L60 71H58V73L63 77V82H60V84L61 83H70V84H72V83H74V80L72 79V77H71V79L69 78H67V73H69V71H71V69L70 68H72V67H75L76 65H81V66H87V65H91L92 64V62H94L95 60H94V53L96 52L97 53V47H96V49H95V47L94 46H83L82 47V49H80L79 48V52L78 51H74V53H75V57L73 58V60H76V62L75 63H73V65L71 64V62L72 61H69L70 59H68V56H72L73 55V53H72V55H70L69 53L70 52H72V50L68 47L67 48V46H65V45H63V43H62V41L60 42H56L55 40H54V44H52L51 43V41H52V39H49L50 38V33H49V30L51 29V26H49V24L52 22L50 19H52V17L49 19L48 17H46V18H48V19H46L45 18V20L44 19H41ZM11 19H13V18H11ZM16 19V18H15ZM22 19V18H21ZM21 19L19 20L18 19V21H21ZM14 20V19H13ZM191 20V19H190ZM4 21V22H5ZM11 21V20H10ZM17 21V20H16ZM29 21V20H28ZM231 21V20H230ZM1 22H2V20H1ZM14 22V21H13ZM149 22H152V21H149ZM187 22V21H186ZM6 23V22H5ZM10 23H12V22H10ZM9 23V25H7L8 23H6V24H3V23H0V28L1 29H4V30H6V29H11L10 27H11V25H12V27H13V24H10ZM19 23V22H18ZM52 23H54V22H52ZM21 24V25H20ZM27 24H28V22L27 21H25V22H20L19 23V25L16 27V28H12L11 30H14V32H12L11 30V32L14 34L15 32V34H21L23 31H26V26H27ZM154 24H156V23H154ZM168 24V23H167ZM29 25V24H28ZM157 25V24H156ZM168 25H170V24H168ZM54 26V25H53ZM147 26V25H146ZM165 26H167V25H165ZM30 27V26H29ZM179 27H181V26H179ZM168 28V27H167ZM184 28H185V25H184ZM192 28V27H191ZM30 29H31V27H30ZM172 29H174V28H172ZM181 29V28H180ZM221 30L220 31H222L224 28H220ZM28 30V29H27ZM32 30V29H31ZM168 30H170V28H168ZM194 30V29H193ZM9 31V30H8ZM171 31V30H170ZM184 31V30H183ZM6 32V31H5ZM5 32H1V33H3V35L5 36ZM30 32V31H29ZM33 32H35V31H33ZM54 32V31H53ZM150 32H151V30H150V28L148 27L145 31H144V34H142V35H138L137 33H135L134 35H133V37L131 38V39H129V41H128V43L127 44H125L122 48H121V50H120V52H119V56L117 57V62L114 64V65H112V66H110V67H107V69L105 70V68H104V71H105V76H107L108 78H109V75H110V77L112 78V80L109 82V81H107L106 79H104L105 80V83H106V87H107V85L109 86V87H107V88H105V86H104V89L102 90L101 89V93H102V95H103V98L105 99V103H107L106 102V100L107 101H110L111 102V100L113 101V96H114V93H116L115 92V90H114V88H115V86L117 85H115V83H117L119 80H121L122 78H124L126 75H127V72H130V73H132V75L134 76V75H136L137 76V78L139 77V79H142L143 78V76H141L140 74H139V72L138 71H140V69L141 68H144V66H145V68L144 69H142V70H145V69H147V70H153V68H156V67H162V68H160L159 70H158V68H157V70H156V76H157V80L159 81L158 82V85L161 87V90H162V93H160V96H159V93H158V98H157V96H155V94H156V92L155 93H153L152 91H146V93H145V97L147 96L148 98H150V103H151V106H152V104H153V102L155 103L157 100H159V99H164V100H166L165 98H166V96L164 95V93H166L167 91H168V89L169 88H171V87H174L175 85H177V83L179 82V84H182V83H180L181 82V80L183 79H185L186 78V75H189V73L187 74L186 72H185V74H183L184 73V71H186V69L187 68H189L190 67V65H192V63L196 60V59H198L199 57H200V55H201V53L202 52H204V49H203V47L206 45V43H204V42H206V40H205V38L207 37L206 35H204V33L203 34H201V36H200V38H198V40L196 41V42H192V40H191V42H187V45L186 46H184V45H179V46H176L175 48H170L169 46L168 47H166V45L169 43H165V41H167L168 40V38L170 39V37H166L165 38V36L163 35V34H160L159 36H158V38H154L155 40L154 41H152V43L150 42H148L149 40H148V36H150ZM219 32V31H218ZM225 32V31H224ZM0 33V34H1ZM7 33V32H6ZM23 33H25V32H23ZM36 33H35V35H36ZM155 33V32H154ZM157 33V32H156ZM168 33V32H167ZM172 34V33H171ZM7 35H8V33H7ZM6 35V36H7ZM9 35H10V32H9ZM122 35V34H121ZM1 36H2V34H1ZM3 36V37H4ZM51 36H53V35H51ZM15 37V36H14ZM16 37H18L17 35H16ZM15 37V38H16ZM22 37V36H21ZM20 37V38H21ZM54 37V36H53ZM100 37V36H99ZM105 38H106V36H104ZM151 37V36H150ZM152 37H153V35H152ZM156 37V36H155ZM226 37V36H225ZM251 37V36H250ZM249 37V38H250ZM8 38V37H7ZM11 38V37H10ZM55 38V37H54ZM126 38V37H125ZM240 38V37H239ZM12 39H14V38H12ZM19 39V38H18ZM29 39V38H28ZM104 39V38H103ZM108 39V38H107ZM232 39V38H231ZM230 39V40H231ZM236 38H234V40H235ZM5 40H7L6 39V37L4 38V41ZM10 40V39H9ZM14 40H16V39H14ZM21 40V39H20ZM99 40H101V39H99ZM106 40V39H105ZM221 40V39H220ZM8 41V40H7ZM19 41V40H18ZM217 41V40H216ZM245 41V40H244ZM1 42V41H0ZM3 42V41H2ZM6 42V41H5ZM11 42V41H10ZM10 42H8V44L10 43ZM48 42V43H47ZM108 43L110 42V41H107ZM209 42V41H208ZM231 42V41H230ZM234 41H232L231 43H233ZM45 43H47L46 45H44ZM179 43V42H178ZM210 43V42H209ZM226 43H227V40H226ZM14 44H16V43H14ZM18 44L17 45H15V46H13L12 44V47L10 46H7V47H4V48H1V54H0V61H2V60H6L5 59V57H6V55H3V53H4V50L5 49H11V48H15V47H17L18 46ZM211 44V43H210ZM216 44V43H215ZM228 44V43H227ZM7 45V44H6ZM169 45H171V44H169ZM230 45V44H229ZM228 45V46H229ZM4 46H5V44H4ZM108 46V45H107ZM259 46V45H258ZM2 47V46H1ZM66 47V48H65ZM79 47V46H78ZM104 47V46H103ZM208 46H206L205 48H207ZM18 48V47H17ZM108 48V47H107ZM168 48V49H167ZM264 48V47H263ZM3 49V50H2ZM16 49V48H15ZM32 49V48H31ZM30 49V50H31ZM73 49H74V47H73ZM101 49V48H100ZM86 50H90V51H86ZM94 50H96V51H94ZM208 50V49H207ZM2 51H3V53H2ZM12 51V50H11ZM10 51V52H11ZM26 51H28V50H26ZM25 51V52H26ZM260 51V50H259ZM16 52H17V50H16ZM19 52H21V51H19ZM45 52H48L49 53V55L51 56L50 58H46V59H39L38 58V56L39 55H41L42 53H45ZM164 52H165V54H166V56H169V55H171L172 53H174L173 54V57H172V60L170 61H168V60H165V58L166 57H164L163 55H164ZM209 52V51H208ZM241 52V51H240ZM5 53H7V52H5ZM4 53V54H5ZM22 53V52H21ZM90 53H91V56L89 57V58H87V55L89 54L90 55ZM211 53V52H210ZM236 53H238V52H236ZM12 54H15V52L13 53L12 52ZM17 54L19 55V53L17 52ZM213 54V53H212ZM76 55H78V56H80V57H77L76 58ZM20 56V55H19ZM22 56V55H21ZM20 56V57H21ZM264 56V55H263ZM11 57V56H10ZM23 57L24 56H22V59H23ZM35 57V59H33V61H31L30 59H32V58H34ZM43 57V56H42ZM202 57H204V56H202ZM207 57V56H206ZM27 58V57H26ZM41 58V57H40ZM110 58V57H109ZM168 58V57H167ZM11 59V58H10ZM98 59V58H97ZM107 59V58H106ZM115 59V58H114ZM12 60V59H11ZM16 60H17V58H16ZM20 60H18V61H20ZM102 60V59H101ZM13 61H15V60H13ZM103 61V60H102ZM15 62H17V61H15ZM74 62V61H73ZM110 62V61H109ZM258 62V61H257ZM264 62V61H263ZM6 64V63H5ZM13 64V63H12ZM16 64V63H15ZM96 64V63H95ZM248 64V63H247ZM262 63H260V65H261ZM2 65V64H1ZM100 65V64H99ZM101 65H102V63H101ZM134 65V67L132 68V66ZM214 65V64H213ZM203 66V65H202ZM250 66V65H249ZM248 66V67H249ZM97 67H100V66H98L97 65ZM102 67V66H101ZM261 67H263L262 65L259 67L258 66V68L259 69H263V68H261ZM0 68H1V66H0ZM89 68V67H88ZM192 68V67H191ZM191 68L189 69V71L191 70ZM255 68V67H254ZM4 69V68H3ZM50 69H52V68H50ZM83 69V68H82ZM103 69V68H102ZM5 70V69H4ZM28 70H26V71H28ZM32 70V71H31ZM56 70V69H55ZM73 70V69H72ZM128 70H130V71H128ZM147 70H145V71H143L142 72V74L143 75H145L146 74V72H147ZM205 70V69H204ZM257 70V69H256ZM49 71H51V70H49ZM52 71H54V70H52ZM57 71V70H56ZM87 71V70H86ZM102 71V70H101ZM191 71H193V70H191ZM254 71V70H253ZM264 71V70H263ZM1 72V71H0ZM22 72H25V71H22ZM48 72V71H47ZM74 72H75V70H74ZM83 72V71H82ZM207 72V71H206ZM2 73V72H1ZM4 73V72H3ZM28 73V72H27ZM26 73V74H27ZM50 73V72H49ZM77 73V72H76ZM247 73V72H246ZM46 74V73H45ZM55 74H56V72H55ZM59 74H58V77H59ZM71 74V73H70ZM152 74V73H151ZM191 74H192V72H191ZM190 74V75H191ZM258 74V73H257ZM256 74V75H257ZM20 75H22V74H19V78L18 79H21L20 77ZM81 75V74H80ZM79 75V76H80ZM147 75V74H146ZM154 75V74H153ZM162 75V76H161ZM181 75H185V77L184 78H182L183 76H181ZM194 75H196V74H194ZM200 75V74H199ZM4 76V75H3ZM15 76H16V74H15ZM45 76V75H44ZM53 76V75H52ZM130 76V75H129ZM180 76H181V78H180ZM193 76V75H192ZM196 76H198V75H196ZM210 76H212L211 74H210ZM217 76V75H216ZM233 76H234V74H233ZM240 75H238V77H239ZM254 76V75H253ZM258 76V75H257ZM5 77V76H4ZM31 77H33V75L31 76ZM31 77H30V80H31ZM73 77H76V75H73ZM142 77V78H141ZM147 77V76H146ZM190 77V76H189ZM188 77V78H189ZM241 77V76H240ZM243 77V76H242ZM29 78V77H28ZM43 78H45V77H43ZM80 78V77H79ZM93 78V77H92ZM134 78V77H133ZM153 78V77H152ZM156 78V77H155ZM180 78V79H179ZM191 78V77H190ZM196 78V77H195ZM203 78V77H202ZM233 78V77H232ZM231 78V79H232ZM237 77H235V79H236ZM250 78V77H249ZM258 78H259V76H258ZM6 79V78H5ZM46 79V78H45ZM44 79V80H45ZM54 79V78H53ZM187 79V78H186ZM186 79L184 80V82L186 81ZM246 79V78H245ZM7 80V79H6ZM24 80V79H23ZM29 79H27V81H28ZM35 80H34V82H35ZM47 80H48V78L46 79V81L45 82H47ZM64 80H65V82H64ZM135 80V79H134ZM145 80V79H144ZM192 80V79H191ZM241 80V79H240ZM252 80H253V78H252ZM254 80H256V79H254ZM258 80V79H257ZM39 81V82H40ZM62 81V80H61ZM84 81V80H83ZM101 81H102V78H101ZM127 81V80H126ZM189 81V80H188ZM194 81H196V80H194ZM211 81V80H210ZM232 81H233V79H232ZM236 80H234L233 82H235ZM245 80H243V82H244ZM249 81V80H248ZM247 81V82H248ZM19 82V81H18ZM31 82H33V79H32V81H30V83ZM33 82V83H34ZM44 82V83H45ZM132 82V81H131ZM140 82V81H139ZM139 82H137V83H139ZM240 82V81H239ZM243 82H242V84H243ZM246 82V81H245ZM244 82V83H245ZM246 82V83H247ZM250 82V81H249ZM248 82V83H249ZM11 83V82H10ZM27 83V82H26ZM42 83V82H41ZM40 83V84H41ZM57 83V82H56ZM76 83V82H75ZM79 83V82H78ZM77 83V84H78ZM185 83H189V82H185ZM195 83V82H194ZM199 83V82H198ZM252 83H254V82H252ZM46 84V83H45ZM59 84V83H58ZM80 84V83H79ZM96 84V83H95ZM178 84V85H179ZM199 84H202L201 82L199 83ZM209 84V83H208ZM207 84V85H208ZM216 84V83H215ZM226 84H228V83H226ZM238 84V83H237ZM241 84V83H240ZM6 85H7V83H6ZM10 85V84H9ZM74 85V84H73ZM73 85H71V86H73ZM81 85H83V83L81 84ZM80 85V86H81ZM85 85V84H84ZM83 85V86H84ZM90 85V84H89ZM91 85H93V84H91ZM120 85V84H119ZM139 85V84H138ZM188 85V84H187ZM187 85L185 86V87H187ZM191 85V84H190ZM190 85H189V87H190ZM202 85H204V83L202 84ZM249 85V84H248ZM247 85V86H248ZM0 86H1V84H0ZM17 86H19V85H17ZM26 86H28L27 84H26ZM31 86V85H30ZM29 86V87H30ZM34 85L32 84V87H33ZM42 86H45V85H42ZM58 86V85H57ZM57 86H56V88H57ZM60 86V85H59ZM78 86V85H77ZM183 87H184V83H183V85H182ZM195 87H196V85H194ZM193 86V87H194ZM201 86V85H200ZM222 86V85H221ZM231 86H232V84H231ZM243 86H245V85H243ZM3 87V86H2ZM10 86H4V89H7V88H9ZM20 87V86H19ZM28 87V88H29ZM35 87V86H34ZM94 87V86H93ZM160 87H158V90H159V88ZM23 88H27V87H23ZM31 88V87H30ZM76 88V87H75ZM177 88H179L178 86H177ZM191 88H192V86H191ZM204 88V87H203ZM230 88V87H229ZM247 88V87H246ZM246 88H243V89H246ZM41 89H43V88H41ZM45 89H46V87H45ZM51 88H49V90H50ZM180 89V88H179ZM189 90H190V88H188ZM196 89H197V87H196ZM201 89V88H200ZM223 89H225V88H223ZM227 89V88H226ZM226 89L224 90L225 92H227L226 91ZM237 89H238V87H237ZM26 90H28V89H26ZM25 90V91H26ZM33 90V89H32ZM44 90V89H43ZM47 90V92L49 91L48 89H46ZM95 90V89H94ZM117 90V89H116ZM120 90V89H119ZM157 90V89H156ZM177 90V89H176ZM193 90H195V88H193ZM203 90V89H202ZM201 90V91H202ZM220 90V89H219ZM1 91V90H0ZM4 91V90H3ZM2 91V92H3ZM12 91V90H11ZM10 91V92H11ZM14 91V90H13ZM18 91H20V90H18ZM30 91H31V89H30ZM84 91V90H83ZM98 91V90H97ZM118 91V90H117ZM155 91V90H154ZM169 91H170V89H169ZM179 91H182V90H179ZM178 91V92H179ZM184 94H182V95H185V97H186V92H188V90L187 89H185L184 88ZM191 91V90H190ZM201 91L199 92V93H201ZM221 91V90H220ZM6 92V91H5ZM8 92H9V90H8ZM14 92H16V91H14ZM80 92V91H79ZM86 92V91H85ZM194 92V91H193ZM193 92H191V93H193ZM196 92V91H195ZM205 92V91H204ZM223 92V91H222ZM229 92V91H228ZM1 93V92H0ZM4 93V92H3ZM17 93H20V92H17ZM32 93V92H31ZM30 92H29V94H31ZM88 93V92H87ZM95 94H96V92H94ZM177 93V92H176ZM176 93H175V95H176ZM183 93V92H182ZM188 94V95H193V94ZM219 93V92H218ZM234 93V92H233ZM23 94H25L26 95V93L23 91ZM28 94V93H27ZM45 94V93H44ZM84 94V93H83ZM89 94V93H88ZM99 94V93H98ZM119 94V93H118ZM136 94V93H135ZM167 94H169L168 96H171V93H166V95ZM223 95H225L224 93H222ZM248 94V93H247ZM9 95V94H8ZM12 95V94H11ZM20 95V94H19ZM32 95H33V93H32ZM90 95V94H89ZM178 95V94H177ZM200 95V94H199ZM202 95H204V94H202ZM228 95V94H227ZM235 95V94H234ZM237 95V94H236ZM14 96V95H13ZM23 96V95H22ZM78 96V95H77ZM82 95H81V93H80V95L78 96V97H81ZM92 97H93V95H91ZM134 96V95H133ZM164 96H165V98H164ZM174 96V95H173ZM179 96V95H178ZM195 96V95H194ZM198 96V95H197ZM208 95H206V97L205 98H208L207 97ZM219 96V95H218ZM221 96V95H220ZM248 96V95H247ZM18 97V96H17ZM85 97V96H84ZM92 97H87V99L89 100L90 98L92 99ZM96 95L94 96V98L96 99ZM100 97H102V96H99V99H100ZM146 97V98H147ZM180 97H181V95H180ZM190 97V96H189ZM201 97H203V96H201ZM210 97H211V95H210ZM229 97V96H228ZM227 97V98H228ZM52 98V97H51ZM116 98H117V96H116ZM134 98H136V97H134ZM182 98H184V96L182 97ZM187 98H188V96H187ZM195 98V97H194ZM225 98V97H224ZM242 98V97H241ZM17 99H20V98H17ZM23 99V98H22ZM49 99V98H48ZM75 99H77V98H75ZM114 99H115V97H114ZM173 99H174V97H173ZM173 99L171 98V100L173 101ZM179 100H183V99H180V98H178ZM189 99H191V98H189ZM198 100H200L199 99V97L197 98ZM196 99V100H197ZM203 99V98H202ZM230 99H231V97H230ZM245 99V98H244ZM247 99V98H246ZM5 103H6V101L4 100V99H2ZM11 100V99H10ZM14 100V99H13ZM21 100V99H20ZM93 100V99H92ZM116 100V99H115ZM169 100H170V97H169V99L168 100H166V101H168V103H169ZM170 100V101H171ZM175 100H176V102H177V99L175 98ZM179 100H178V102H179ZM218 100V99H217ZM222 100H223V98H222ZM221 100V101H222ZM225 100V99H224ZM0 102V103H2V105H3V103L4 102ZM19 101V100H18ZM17 101V102H18ZM24 102H25V100H23ZM79 101V100H78ZM98 101V100H97ZM117 101V100H116ZM128 101V100H127ZM131 101V100H130ZM135 101H136V99H135ZM185 101H187L188 102V99H185ZM192 101V103H193V101H194V99H192L191 100ZM204 101H206L205 99H204ZM204 101H202V102H204ZM232 101V100H231ZM237 101V100H236ZM8 102V101H7ZM16 102V103H17ZM21 102V101H20ZM23 102V103H24ZM85 102V101H84ZM90 102V101H89ZM93 102V101H92ZM92 102H90V103H92ZM138 102V101H137ZM161 102H163V101H161ZM190 102V101H189ZM219 102V101H218ZM224 102V101H223ZM233 102H235V101H233ZM239 102V101H238ZM244 102V101H243ZM5 103H4V105H5ZM30 103V102H29ZM86 103V102H85ZM84 103V104H85ZM105 103H103L102 105L103 106H105ZM116 103V102H115ZM159 103V102H158ZM164 103V102H163ZM162 103V104H163ZM181 103V102H180ZM184 103V102H183ZM191 103V104H192ZM197 103L199 104V102L198 101H196V106H197ZM236 103V102H235ZM245 103V102H244ZM6 104H10L9 102L8 103H6ZM20 104V103H19ZM26 104V103H25ZM32 104V103H31ZM88 104V103H87ZM97 104V103H96ZM111 104H112V102H111ZM136 104V103H135ZM138 104H140V103H138ZM149 104V103H148ZM156 104V103H155ZM155 104H154V106H155ZM182 104V103H181ZM181 104H179V105H181ZM186 104V103H185ZM200 104H202L201 103V101H200ZM199 104V105H200ZM206 104V103H205ZM230 104H233V103H230ZM23 104H21V106H22ZM86 105V104H85ZM114 105V104H113ZM113 105H112V108H113ZM127 105V104H126ZM137 105V104H136ZM147 105V104H146ZM166 105L168 106L169 104H165V106H164V104H163V106L166 108ZM203 105V104H202ZM234 105H236V104H234ZM23 106H25V105H23ZM44 106H45V104H44ZM91 106H93V104L91 105ZM98 106V105H97ZM128 106V105H127ZM132 106H134L133 104H132ZM162 106V105H161ZM162 106V107H163ZM172 106H173V104H172ZM185 106V105H184ZM193 106V105H192ZM218 106V105H217ZM244 106H245V104H244ZM7 107V106H6ZM17 107V106H16ZM26 107V106H25ZM38 107V106H37ZM40 107L42 108L43 106H42V102H41V105H40ZM53 107V106H52ZM87 107H88V105H87ZM106 107V106H105ZM137 107H139V106H137ZM148 107H150V106H148ZM169 107V106H168ZM167 107V108H168ZM174 107H178V103L177 104H175V106ZM201 107V106H200ZM199 107V108H200ZM233 107V106H232ZM236 107V106H235ZM10 108V107H9ZM36 108V107H35ZM47 108V107H46ZM93 108V107H92ZM97 108V107H96ZM95 107L92 109V110H95L96 109ZM101 108H102V106H101ZM109 108V107H108ZM110 108H111V105H110ZM110 108H109V110H110ZM115 108V107H114ZM127 108H129V107H127ZM126 108V109H127ZM130 108H132L131 106H130ZM134 108H135V106H134ZM155 108H156V106H155ZM155 108H152V110L154 109V110H156ZM158 108V107H157ZM161 108V107H160ZM166 108V109H167ZM170 109L171 108H173V107H169ZM184 108V107H183ZM187 108V107H186ZM248 108V107H247ZM12 109V108H11ZM22 109V108H21ZM43 109V108H42ZM88 109V108H87ZM90 109V108H89ZM98 109V108H97ZM124 109V108H123ZM136 110H137V108H135ZM145 109H147V108H145ZM150 109V108H149ZM169 109V110H170ZM174 110H175V108H173ZM198 109V108H197ZM239 109V108H238ZM3 110V109H2ZM25 110L27 111V109L25 108ZM24 110V111H25ZM37 109H33V112H32V114L33 115H35L36 113V115H38V114H40L39 113V111L37 110ZM43 110H45V109H43ZM91 110V109H90ZM105 110H106V108H105ZM109 110H106L107 112L109 111ZM128 110V109H127ZM126 110V111H127ZM133 110V109H132ZM153 110V111H154ZM161 110H162V108H161ZM168 110V109H167ZM166 110V111H167ZM174 110H170V111H167V112H173ZM178 110V109H177ZM180 110H182L181 108H180ZM190 110H191V106H190ZM202 110V109H201ZM48 110H46V112H47ZM112 111V110H111ZM135 111V110H134ZM157 111V110H156ZM156 111H154L155 113H156ZM166 111H165V113H166ZM179 111V110H178ZM182 111H184V110H182ZM189 111V110H188ZM196 111V110H195ZM199 111V110H198ZM259 111V110H258ZM264 111V110H263ZM14 112V111H13ZM12 112V113H13ZM16 112V111H15ZM28 112H30V111H28ZM28 112L27 113H23V112H21L23 115L22 116H25L26 114H28ZM41 112V111H40ZM44 112V111H43ZM98 112V111H97ZM105 111H104V109H103V116H105V115H107V114H105L104 113ZM106 112V113H107ZM177 112V111H176ZM181 112V111H180ZM187 112V111H186ZM190 112V111H189ZM192 112H194V111H192ZM243 112V111H242ZM257 112V111H256ZM261 112V111H260ZM2 113H4V112H2ZM114 113V112H113ZM118 113V112H117ZM123 113H124V110H123ZM128 113V112H127ZM126 113V114H127ZM132 113V112H131ZM136 113V112H135ZM162 113H163V110H162ZM164 113V114H165ZM197 113V112H196ZM11 113H9L8 115H10ZM31 114V112L28 114V115H30ZM98 116H99V114L98 113H96ZM105 114V115H104ZM150 114V113H149ZM148 114V115H149ZM163 114V115H164ZM167 114V113H166ZM173 113H168L167 115H172ZM176 114H180L179 112L178 113H176ZM176 114H175V116H176ZM183 114V113H182ZM181 114V115H182ZM192 114V113H191ZM194 114H195V112H194ZM5 115H7V114H4V116ZM7 115V116H8ZM13 115H16V113L15 114H13ZM32 115V116H33ZM111 115V114H110ZM122 115V114H121ZM130 115H132V114H130ZM153 115V114H152ZM159 115H160V113H159ZM162 115V116H163ZM166 115V116H167ZM186 115V114H185ZM184 115V116H185ZM233 115V114H232ZM245 115V114H244ZM246 115H248V113L246 114ZM255 115V114H254ZM257 115H258V113H257ZM256 115V116H257ZM3 116V117H4ZM17 116H18V118H21L22 116L20 115V112L19 113H17ZM21 116V117H20ZM46 116V115H45ZM47 116H48V114H47ZM100 116H102V115H100ZM154 116V115H153ZM174 116V115H173ZM172 116V117H173ZM188 116V115H187ZM215 116V115H214ZM14 117H16V116H14ZM93 117H95V116H93ZM108 116H106V118H107ZM125 117H127V115H125ZM125 117H123L124 119H125ZM128 117H129V113H128ZM164 117V116H163ZM181 117V116H180ZM190 117V116H189ZM244 117V116H243ZM250 117H253V115L251 116V113H250ZM259 118H260V115L258 116ZM23 118V117H22ZM28 118H29V116H28ZM42 118H44L43 116H42ZM41 118V119H42ZM90 118H92V117H90ZM101 118V117H100ZM112 117H110V119H111ZM114 118V120H115V117H113ZM157 118H159V116L157 115ZM161 118V117H160ZM167 118V117H166ZM245 118V117H244ZM257 118V117H256ZM255 117H254V120L256 119ZM258 118V119H259ZM8 119H10V118H8ZM13 119V118H12ZM93 119V118H92ZM92 119H90V120H92ZM99 119V118H98ZM105 119V118H104ZM104 119L102 118V121H104ZM107 119H109V118H107ZM119 119V118H118ZM120 119H122V117L120 118ZM128 119V118H127ZM127 119H125V120H127ZM147 119V118H146ZM149 120L151 119V118H148ZM147 119V122H149V120ZM153 119V118H152ZM154 119H156V114H155V118ZM162 119V118H161ZM161 119H159V122L161 121ZM163 119H165V118H163ZM163 119H162V121H163ZM169 119H171L172 120V118H169ZM169 119H165L166 120V122H162L161 124L162 125H164L162 128H164L163 130H167V132H168V127L167 126H170V122H169ZM181 119V118H180ZM179 119V120H180ZM183 119H184V117H183ZM242 119V118H241ZM253 119V118H252ZM44 120V119H43ZM46 120V119H45ZM83 120V119H82ZM96 120V117L94 118V120H92L93 122ZM114 120H113V122H114ZM188 120V119H187ZM186 120V121H187ZM249 120V119H248ZM253 120V121H254ZM261 120V119H260ZM3 122L5 121V120H2ZM8 121V120H7ZM14 120H12V122H13ZM17 121V120H16ZM16 121H14L13 123H15ZM23 121V120H22ZM97 121V120H96ZM100 121V120H99ZM107 121V120H106ZM105 121V122H106ZM112 121V120H111ZM120 123H121V121L120 120H118ZM129 121V120H128ZM155 120H153V126L155 127V122H154ZM173 121V120H172ZM183 121V120H182ZM185 121V122H186ZM240 121H242V120H240ZM244 121V120H243ZM251 121V120H250ZM249 121V122H250ZM256 121H258V120H256ZM6 122V121H5ZM9 122H10V120H9ZM8 122V123H9ZM98 122V121H97ZM96 122V123H97ZM107 122H109V121H107ZM106 122V123H107ZM111 123V125L112 124H114V123ZM118 122V123H119ZM167 122H169V124L167 123ZM174 122H175V120H174ZM174 122H173V124H174ZM248 122V123H249ZM7 123V122H6ZM11 123V122H10ZM13 123H11L12 125H13ZM46 123H48V122H46ZM76 123V122H75ZM88 123V122H87ZM86 123V124H87ZM91 122H89V124H90ZM99 123H101V122H99ZM106 123H105V127L107 126L106 125ZM110 123V122H109ZM115 123H116V121H115ZM158 123V122H157ZM167 123V126L165 125ZM172 123V122H171ZM184 123V122H183ZM240 123V122H239ZM247 122H246V126L247 125H249ZM16 124H18V122L16 123ZM49 124V123H48ZM47 124V125H48ZM80 124V123H79ZM94 124V123H93ZM92 123H91V126L93 125ZM108 124V123H107ZM149 124H151L150 122H149ZM160 124V123H159ZM160 124V127L162 126ZM242 124V123H241ZM254 124H255V122H254ZM258 124V123H257ZM263 124H264V122H263ZM99 125V124H98ZM101 125V124H100ZM116 125H117V123H116ZM136 125V124H135ZM146 125V127L145 128H147V123L145 124ZM144 125V126H145ZM185 124H183V126H184ZM243 125V124H242ZM244 125V126H245ZM8 126V125H7ZM6 126V127H7ZM74 126V125H73ZM76 126H77V124H76ZM75 126V127H76ZM82 126V125H81ZM80 126V127H81ZM84 126V125H83ZM110 126V125H109ZM109 126H107L108 128H109ZM120 126H121V124H119V126H118V130H121V129H123V128H121L120 129ZM124 125H122V127H123ZM144 126H143V128H142V130L144 129ZM156 126H159L158 124L156 125ZM173 126V125H172ZM172 126H171V128H172ZM176 126V125H175ZM180 126V125H179ZM229 126V125H228ZM240 126V125H239ZM245 126V127H246ZM33 127V126H32ZM41 127H42V125H41ZM47 127V126H46ZM46 127H42V128H46ZM62 127V126H61ZM96 127V126H95ZM104 127V126H103ZM114 127V126H113ZM112 127V128H113ZM116 127V126H115ZM149 127V126H148ZM176 127H178V126H176ZM182 127V126H181ZM251 127H252V125H251ZM8 128V127H7ZM12 128V127H11ZM15 129H16V127H14ZM29 128V127H28ZM31 128V127H30ZM29 128V129H30ZM56 128V127H55ZM58 128V127H57ZM67 128V127H66ZM83 128H85V127H83ZM102 128V127H101ZM100 128V129H101ZM159 128V127H158ZM157 128V129H158ZM162 128L160 129L161 131H162ZM167 128V129H166ZM173 128H175V127H173ZM243 128V127H242ZM249 128V127H248ZM13 129V128H12ZM11 129V130H12ZM14 129V130H15ZM20 129V128H19ZM24 129V128H23ZM33 129V128H32ZM35 129V128H34ZM65 129V128H64ZM77 129H79L78 127L77 128H75V130H74V128H73V130L74 131H76ZM86 129V128H85ZM117 129L115 130V131H117ZM149 129V128H148ZM153 130H151L152 132H154L155 130L154 129H156V128H152ZM156 129V130H157ZM253 129V128H252ZM1 130V129H0ZM10 130V129H9ZM37 130H38V128H37ZM57 131L59 130V129H56ZM62 130V129H61ZM81 130V129H80ZM79 130V132H81ZM82 130H84V129H82ZM101 130H105V128H102ZM110 128H109V132H110ZM113 130V129H112ZM111 130V131H112ZM114 130L112 131V133L114 132ZM127 130V129H126ZM137 130V129H136ZM139 130V129H138ZM140 131V132H146V134H149V132L147 133V131H149V130H147V131ZM144 130H146V129H144ZM160 130H158V131H160ZM172 130V129H171ZM241 130V129H240ZM250 130V129H249ZM2 131V130H1ZM6 131H7V135H10V131L8 132V130L6 129ZM5 131V132H6ZM16 131H17V129H16ZM35 131V130H34ZM46 131H47V129H46ZM64 131V130H63ZM68 131V130H67ZM78 131V130H77ZM173 131V130H172ZM4 132V133H5ZM13 131H11V133H12ZM25 132H26V129H25ZM42 132V131H41ZM49 132V131H48ZM52 132V131H51ZM79 132L77 133V135H78V137H79ZM85 132V131H84ZM83 132V133H84ZM139 132V131H138ZM138 132H136V133H138ZM140 132L138 133L139 135H143V134H140ZM157 132V131H156ZM166 131L164 132V133H160V134H164L165 135V133H167ZM4 133H2L3 135H4ZM9 133V134H8ZM22 133V132H21ZM21 133H19V134H21ZM30 133V132H29ZM34 133V132H33ZM32 133V134H33ZM47 133V132H46ZM59 133V132H58ZM63 133H65V132H63ZM68 133V132H67ZM76 133V132H75ZM112 133H110V135L112 134ZM151 133V132H150ZM158 133V132H157ZM156 133V134H157ZM208 133V132H207ZM239 133H240V131H239ZM241 133H243V132H241ZM1 134V133H0ZM13 134V133H12ZM16 134H18V133H15V135ZM32 134H31V136H32ZM37 135H38V133H36ZM44 134V133H43ZM49 134V133H48ZM66 134V133H65ZM64 134V135H65ZM95 134V133H94ZM99 134H101V132L99 133ZM103 134H105V133H103L102 132V137H103ZM106 134H107V131H106ZM119 135H121L120 133H118ZM137 134V135H138ZM153 134V133H152ZM247 134V133H246ZM246 134H244V135H246ZM15 135H12V136H15ZM26 135H28V134H26ZM40 135V134H39ZM49 135H51V134H49ZM54 135V134H53ZM56 136H57V134H55ZM63 135V134H62ZM63 135V136H64ZM68 135V134H67ZM109 135V134H108ZM114 135V134H113ZM112 135V136H113ZM116 135V134H115ZM114 135V136H115ZM123 135V134H122ZM121 135V137H124V136H122ZM129 135V134H128ZM131 135L132 134H130V136H128V137H131ZM134 135V136H133ZM132 136H133V141L134 142H136L137 141V139H138V136H137V139H136V141H135V134H133ZM158 135H159V133L156 135L157 137H158ZM169 135H170V133H169ZM243 135V134H242ZM5 136V138H7L6 137V135H4ZM3 136V137H4ZM12 136H10V138H12ZM17 136V135H16ZM43 136L44 135H42L41 137H42V139H43ZM58 136H60V134H58ZM58 136H57V138H58ZM86 135H84L83 137L84 138H86L85 137ZM92 136V135H91ZM101 136H99V137H101ZM151 137H152V135H150ZM155 136V135H154ZM156 136L155 137H152V138H156ZM168 136V135H167ZM241 136V135H240ZM21 137V136H20ZM29 136H27L26 137V139L28 138ZM33 137H35L34 135L32 136V138ZM47 137V136H46ZM55 137V136H54ZM54 137H50V139H52V138H54ZM69 136H67V137H65V138H68ZM71 137H73V136H71ZM70 137V138H71ZM82 137V138H83ZM97 137V136H96ZM95 137V138H96ZM142 137V136H141ZM151 137H148L147 136V138H151ZM161 137H164L163 135L161 136ZM13 138H15V137H13ZM23 138H25V136H23ZM23 138H22V142H26V141H30V143L32 142L29 138V140L27 139V140H24L23 141ZM39 138H40V136H39ZM44 138H45V136H44ZM61 140H63V137L61 136ZM83 138V139H84ZM107 138V137H106ZM125 138H126V136H125ZM139 138H140V136H139ZM143 138H146V136H145V134L143 135ZM143 138H141V141L142 140H144ZM164 138H166V137H164ZM245 138V137H244ZM15 139H17V137L15 138ZM19 140H20V138H18ZM35 139H37L36 137L34 138V140L33 141H35ZM58 139H60V138H58ZM57 139V140H58ZM72 139V138H71ZM77 139V138H76ZM79 139V138H78ZM77 139V140H78ZM81 139V138H80ZM87 140H88V137L86 138ZM92 139V138H91ZM98 139V138H97ZM101 139V138H100ZM103 139L105 140V137H103ZM102 139V140H103ZM129 139V138H128ZM131 139V138H130ZM159 139V138H158ZM236 139H241V137L240 138H236ZM3 140H5L4 138H3ZM8 140L10 141L11 139H9L8 138ZM8 140L7 141H5V142H8ZM44 140V142H45V140L46 139H43ZM60 140V141H61ZM66 140V139H65ZM63 141V142H66V141ZM67 140H69L70 141V139L68 138ZM75 140V139H74ZM73 140V141H74ZM85 140V139H84ZM83 140V141H84ZM87 140H85V142L87 141ZM103 140V141H104ZM124 140V139H123ZM132 140V139H131ZM149 140H151V142H153V140L152 139H149ZM156 140V139H155ZM160 140V139H159ZM159 140H157V141H159ZM14 141V140H13ZM15 141H17V140H15ZM14 141V142H15ZM40 141H42V140H40ZM55 141H56V139H55ZM60 141H58V142H60ZM68 141V142H69ZM73 141L71 142V143H73ZM82 141V142H83ZM96 141V140H95ZM106 141V140H105ZM156 141V142H157ZM162 141V140H161ZM163 141H164V139H163ZM162 141V142H163ZM1 142V141H0ZM12 142V140L10 141V143L8 144V147H9V149H7L6 148V150H11L10 148H12V150H13V147H15V149L18 151V148H16V145H18L16 142V144H15V146H13V144L11 143ZM19 142V141H18ZM21 142V143H22ZM27 142V143H28ZM51 143H52V141H50ZM49 142V145L51 144ZM77 142V141H76ZM97 142V141H96ZM100 142V141H99ZM98 142V143H99ZM102 142V141H101ZM132 142V141H131ZM131 142H130V144H131ZM138 142H140V139H139V141ZM137 142V143H138ZM150 142V143H151ZM155 142V143H156ZM160 142V141H159ZM161 142V143H162ZM241 142V141H240ZM242 142L244 143V141L242 140ZM36 143V142H35ZM35 143H32V144H35ZM42 143H43V141H42ZM41 143V144H42ZM60 143H62V142H60ZM70 143V142H69ZM69 143H66V144H69ZM70 143V144H71ZM89 143V142H88ZM93 143V142H92ZM103 143V142H102ZM136 143V144H137ZM140 143H143V142H140ZM140 143H138L139 145H142V144H140ZM7 144H6V146H7ZM31 144V145H32ZM45 144H46V142H45ZM47 144H48V142H47ZM54 144V143H53ZM65 144V143H64ZM63 144V145H64ZM74 144H76L75 142H74ZM83 144H84V142H83ZM130 144H128V146L130 145ZM154 145V143H151L150 145ZM156 144H158V142L156 143ZM156 144H155V146H156ZM19 145H21L20 144V142H19ZM25 145H27V144H25ZM36 146L38 145V144H35ZM80 145H82L81 143H80ZM87 145H90V144H87ZM87 145H85V148L87 147ZM97 145V144H96ZM100 146H101V144H99ZM99 145H97V146H99ZM104 145H106V143H103V145L102 146H104ZM132 145H134L133 143H132ZM151 146L152 148H155L154 146ZM5 146V147H6ZM24 146V145H23ZM36 146H31L29 149H31L32 147L34 148V147H36ZM48 146V145H47ZM46 145H45V147H44V145L42 146L43 148H45V149H48V147L50 148L51 146H48L47 147ZM53 146H55V145H53ZM61 146V145H60ZM67 146H69V145H67ZM71 146V145H70ZM68 147V150L70 149L71 151H73L72 150V148L71 147ZM76 146H77V144H76ZM78 146H79V142H78ZM131 146V145H130ZM129 146V147H130ZM135 146V145H134ZM144 146V145H143ZM142 146V147H143ZM146 146L148 147L149 145H147L146 144ZM160 146V145H159ZM204 146V145H203ZM19 147V146H18ZM21 147V146H20ZM25 147V146H24ZM29 147V146H28ZM47 147V148H46ZM56 147V146H55ZM55 147H53V149H57V147L55 148ZM63 147H65V148H67L66 146H63ZM75 147V146H74ZM73 147V148H74ZM80 147V146H79ZM82 147H83V145H82ZM91 147H92V144H91ZM136 147H140V146H136ZM146 147V148H147ZM150 147V148H151ZM52 148V147H51ZM64 148V149H65ZM85 148H84V150H85ZM93 149L95 148V146L94 147H92ZM91 148V149H92ZM98 148V147H97ZM100 148H103V147H99L98 149H100ZM132 148V150H133V148L134 147H130V148H128V149H131ZM145 148V149H146ZM149 147H148V149H150ZM151 148V149H152ZM201 148V147H200ZM14 149V150H15ZM52 149V150H53ZM92 149V150H93ZM98 149H96V151H97V153H98ZM140 149V148H139ZM138 149V150H139ZM142 149H144V148H142ZM148 149H146V151L148 150ZM5 150V149H4ZM11 150V152H13ZM16 150H15V152H16ZM21 150V149H20ZM28 150V149H27ZM26 150V151H27ZM61 150V149H60ZM67 149H65V151H66ZM75 150V149H74ZM77 150H79V148L77 149ZM82 150V149H81ZM80 150V151H81ZM87 150V149H86ZM101 150H103V149H101ZM101 150H99V151H101ZM131 150V151H132ZM134 150H136V149H134ZM134 150H133V153H134ZM141 150V149H140ZM164 150V149H163ZM199 150V149H198ZM201 150V149H200ZM200 150H199V152H200ZM21 151H23V150H21ZM42 151V150H41ZM41 151H38V152H41ZM46 151V150H45ZM51 151V150H50ZM56 151H59V150H56ZM56 151H53L54 153L56 152ZM76 151V150H75ZM79 151V152H80ZM130 151V152H131ZM142 151V150H141ZM149 151V150H148ZM152 151V150H151ZM188 151V150H187ZM8 152V151H7ZM19 152V151H18ZM31 152V151H30ZM48 152V151H47ZM61 152V151H60ZM63 152V151H62ZM70 152V151H69ZM68 152V153H69ZM79 152H77L76 154L75 153H71V154H75V157L77 158L80 154L82 155V151L79 153ZM92 152V151H91ZM129 152V153H130ZM150 152V151H149ZM203 152V150L200 152V153H202ZM221 152V151H220ZM23 153H24V151H23ZM37 153V152H36ZM48 153H52V151L51 152H48ZM59 153V152H58ZM67 153V152H66ZM87 153V152H86ZM100 153V152H99ZM103 153H104V151H103ZM141 153V152H140ZM139 153V154H140ZM145 153H147V152H145ZM208 153V152H207ZM8 154V153H7ZM15 154V153H14ZM13 154V157L16 155H14ZM20 154V153H19ZM24 154H28V151H27V153H24ZM79 154V155H78ZM85 153H83V155H84ZM89 154V153H88ZM87 154V155H88ZM94 154H96V152L94 153ZM131 154V153H130ZM57 155H59V154H57ZM62 155V154H61ZM69 155V154H68ZM81 155L79 156L80 157V159H82L83 157H81ZM100 155H102V154H100ZM104 155H105V153H104ZM104 155H102V156H104ZM205 155V154H204ZM203 155V156H204ZM38 156V155H37ZM40 156V155H39ZM50 156V155H49ZM55 156V158H56V155H54ZM67 156V155H66ZM98 156V155H97ZM102 156H100V157H102ZM106 156V155H105ZM104 156V157H105ZM131 156V155H130ZM28 157V156H27ZM64 157V156H63ZM90 157V156H89ZM89 157H86V158H89ZM104 157H102V158H100V159H102L101 161H103V158ZM124 157V156H123ZM197 157V156H196ZM205 157V156H204ZM16 158H17V156H16ZM25 158V157H24ZM52 158V157H51ZM54 158V159H55ZM71 158V157H70ZM73 158H74V156H73ZM75 158V159H76ZM98 158V157H97ZM137 158V157H136ZM200 158V157H199ZM54 159H53V162H54ZM85 159V158H84ZM93 159V160H92ZM91 160L93 161V163L95 162V159H96V157L95 158H92ZM105 159V158H104ZM172 159V158H171ZM9 160H11L10 158H9ZM14 160V159H13ZM12 160V161H13ZM78 160V159H77ZM91 160H89V161H91ZM98 161H99V159H97ZM135 160V159H134ZM49 161V160H48ZM64 161V160H63ZM62 161V162H63ZM70 161H72V160H70ZM80 161H83V160H80ZM85 161V160H84ZM97 161V162H98ZM130 161V160H129ZM206 161V160H205ZM11 162V161H10ZM14 162V161H13ZM41 162H43V161H41ZM52 162V163H53ZM58 162H59V159H58ZM73 162V161H72ZM75 162V161H74ZM79 161H76V166L78 165L77 163H78ZM51 163V164H52ZM64 163V162H63ZM82 163V162H81ZM80 163V164H81ZM83 163H86V162H83ZM82 163V164H83ZM87 163H88V161H87ZM96 163V162H95ZM94 163V164H95ZM101 163V162H100ZM126 163V162H125ZM211 163H212V161H211ZM50 164V165H51ZM54 164V163H53ZM81 164V165H82ZM93 164V165H94ZM134 164V163H133ZM172 164V163H171ZM215 164V163H214ZM16 165V164H15ZM15 165H14V167H15ZM60 165V164H59ZM64 165H66V164H64ZM64 165H63V167H64ZM86 165V164H85ZM89 165V164H88ZM87 165V166H88ZM91 165V164H90ZM95 165H97V164H95ZM99 165V164H98ZM101 165H103L102 163H101ZM100 165V166H101ZM34 166V165H33ZM40 166V165H39ZM54 166V165H53ZM67 166V165H66ZM68 166H70V165H68ZM78 166H80V165H78ZM77 166V168H79ZM83 167H85L84 165H82ZM86 166V167H87ZM92 166V165H91ZM167 166V165H166ZM209 166V165H208ZM55 167V166H54ZM53 167V168H54ZM60 167H61V165H60ZM62 167V168H63ZM73 167H74V165H73ZM85 167V168H86ZM99 167V166H98ZM98 167H96V168H98ZM43 168V167H42ZM52 168V167H51ZM56 168V167H55ZM66 168V167H65ZM69 167H67L66 168V170H69L68 169ZM71 168V167H70ZM82 168V167H81ZM102 168V167H101ZM207 168V167H206ZM232 168V167H231ZM3 169V168H2ZM5 169V168H4ZM15 169V168H14ZM57 169V168H56ZM74 169H76V168H74ZM80 169V168H79ZM78 169V173L79 174H81L82 173V171H81V173H80V170ZM83 169V168H82ZM87 169V168H86ZM85 169V170H86ZM88 169H89V166H88ZM91 169V168H90ZM130 169V168H129ZM222 169V168H221ZM233 169H235L234 167H233ZM50 170V169H49ZM54 169H52V171H53ZM59 170V169H58ZM57 170V171H58ZM63 170H64V168H63ZM73 170V169H72ZM84 170V171H85ZM204 170V169H203ZM216 170V169H215ZM17 171H19V170H17ZM27 171V170H26ZM60 171V170H59ZM201 171V170H200ZM231 171H233V170H231ZM7 172H8V169H7ZM11 172V175L12 174H14L12 171H10ZM56 172V171H55ZM54 172V173H55ZM62 172V171H61ZM86 172H87V170H86ZM93 171L91 170V173H92ZM128 172V171H127ZM209 172V171H208ZM230 172V171H229ZM2 173V172H1ZM6 173V172H5ZM9 173V172H8ZM7 173V175H9L10 176V174H8ZM21 173H22V171H21ZM52 173V172H51ZM59 173V172H58ZM67 173H68V171H67ZM88 173H90V172H88ZM105 173V172H104ZM182 173V172H181ZM181 173H179V174H181ZM210 173V172H209ZM224 173V172H223ZM240 173V172H239ZM16 174V173H15ZM15 174H14V176H15ZM57 174V173H56ZM86 175V173H83V175ZM94 174H95V171H94ZM175 174V173H174ZM179 174H178V176H175V177H177V180H178V178L180 177L181 178V176H179ZM233 174V173H232ZM3 175V174H2ZM6 175V176H7ZM18 175V174H17ZM22 175V174H21ZM58 175V174H57ZM57 175H55V176H57ZM69 175V174H68ZM71 175V174H70ZM78 175V174H77ZM84 175V176H85ZM90 175V174H89ZM92 175V174H91ZM91 175H90V177H91ZM199 175V174H198ZM225 175V174H224ZM236 175V174H235ZM13 176V177H14ZM37 176V175H36ZM84 176H82V177H84ZM94 176V175H93ZM92 176V177H93ZM105 176V175H104ZM210 176V175H209ZM215 176V175H214ZM213 176V177H214ZM226 177H227V175H225ZM3 177V176H2ZM5 177V176H4ZM38 177V176H37ZM47 177V176H46ZM49 177V176H48ZM87 178H88V175L86 176ZM89 177V178H90ZM203 177V176H202ZM205 177H206V174H205ZM211 177V176H210ZM213 177H212V179H213ZM234 177H236V176H234ZM238 177V176H237ZM236 177V178H237ZM11 178H12V176H11ZM15 178V177H14ZM55 179H56V177H54ZM60 178H61V176H60ZM74 178V177H73ZM81 178V177H80ZM85 178V177H84ZM83 178V179H84ZM85 179V180H88V179ZM125 178V177H124ZM160 178V177H159ZM179 178V179H180ZM183 178V177H182ZM204 178V177H203ZM207 178H208V175H207ZM224 178L225 177H223V179H221L220 181H222V180H224ZM20 179H21V177H20ZM82 179V178H81ZM82 179V180H83ZM117 179V178H116ZM209 179V178H208ZM212 179H211V181H212ZM219 179V178H218ZM23 180H24V178H23ZM52 180V179H51ZM57 180V179H56ZM59 180V179H58ZM62 180V179H61ZM78 180V179H77ZM84 180V181H85ZM90 180H91V178H90ZM177 180H176V182H177ZM185 180V179H184ZM183 180V181H184ZM187 180H189V179H187ZM186 180V181H187ZM210 180V179H209ZM208 180V181H209ZM214 180V179H213ZM215 180H217V179H215ZM214 180V181H215ZM226 180V179H225ZM225 180H224V182H225ZM238 180V179H237ZM7 181V180H6ZM15 181H16V179H15ZM32 181V180H31ZM31 181H30V184H31ZM43 181H44V179H43ZM71 181H74V180H71ZM79 181H81L80 179H79ZM78 181V182H79ZM170 181V180H169ZM173 181V180H172ZM180 181V180H179ZM229 181H231V180H227V183L229 182ZM2 182V184H3V182L5 183V180H3V181H1ZM28 182V181H27ZM26 182V183H27ZM33 182V181H32ZM51 182H53V181H51ZM140 182V181H139ZM176 182H175V184H176ZM206 182H207V180H206ZM213 182V181H212ZM216 182V181H215ZM217 182H218V180H217ZM15 183V182H14ZM23 183H24V181H23ZM29 183V182H28ZM76 182L74 181V183H73V185L75 184ZM81 183V182H80ZM80 183H79V185H80ZM92 183V182H91ZM165 183V182H164ZM167 183V182H166ZM169 183V182H168ZM185 183V181L183 182V184ZM196 183V182H195ZM202 183V182H201ZM204 183H205V181H204ZM210 183V181L208 182V183H206V185L207 184H209ZM220 183H222V182H220ZM2 184H0V185H2ZM35 184V183H34ZM33 184V185H34ZM37 184V183H36ZM77 184V183H76ZM84 185V183H81V185ZM134 184V183H133ZM132 184V185H133ZM138 184V183H137ZM137 184H135L134 186H133V189H132V192L130 193V196L127 198V200H132L133 198H136V199H138V198H142V197H144V199H146L145 198V196L147 195L146 194V191L147 190H139V188H137ZM151 184V183H150ZM217 184V183H216ZM215 184V185H216ZM17 186H18V184H16ZM27 185V184H26ZM25 185V186H26ZM46 185V184H45ZM45 185L44 186H42L41 188H43V190H44V187H45ZM139 185H141V184H139ZM146 185H149V183L148 184H146ZM192 185H193V183H192ZM204 185V184H203ZM206 185H204L205 187H206ZM3 186H4V184H3ZM6 187H7V185H5ZM47 186V185H46ZM50 186V185H49ZM52 186V185H51ZM143 186V185H142ZM145 186V185H144ZM143 186V187H144ZM165 186H166V184H165ZM181 186V185H180ZM191 186V185H190ZM188 187V188H191V187ZM201 186V185H200ZM211 186V185H210ZM218 186V189L220 190V188H221V185H217ZM217 186H216V188H217ZM219 186H220V188H219ZM224 186V185H223ZM28 187V186H27ZM70 187V186H69ZM72 187V186H71ZM80 187H86V186H80ZM140 187V186H139ZM149 187V186H148ZM148 187H146V188H148ZM154 187V186H153ZM197 187V186H196ZM224 187H226V189L228 188V186H224ZM223 187V188H224ZM258 187V186H257ZM8 188V187H7ZM18 188V187H17ZM24 188V187H23ZM46 188V187H45ZM55 188V187H54ZM168 188H170V187H168ZM167 188V189H168ZM186 188V187H185ZM188 188H186V190L188 191ZM193 189H197V188H194V187H192ZM222 188V191L224 190H226V189H223ZM236 188V187H235ZM20 189V188H19ZM22 189V188H21ZM28 189V188H27ZM36 189V188H35ZM34 189V190H35ZM52 189H53V186H52ZM59 189V188H58ZM74 189H76V187L74 188ZM73 189V190H74ZM143 189V188H142ZM145 189V188H144ZM199 190H200V188H198ZM229 189H230V187H229ZM229 189H228V192H229ZM12 190V189H11ZM49 190H51L50 189V187H49ZM48 190V191H49ZM79 190L81 191L82 189H80L79 188ZM179 190H180V188H179ZM189 190H192V189H189ZM198 190V191H199ZM31 191V190H30ZM36 191V190H35ZM34 191V192H35ZM39 191L41 192L42 190H40L39 189ZM72 191V190H71ZM71 191H69V192H71ZM83 191V190H82ZM98 191H99V189H98ZM151 190H149V192H150ZM165 191L166 190H164V193H165ZM170 191V190H169ZM181 191V190H180ZM198 191H196L197 193H198ZM227 191V190H226ZM12 192V191H11ZM32 192V191H31ZM44 192V191H43ZM47 192V191H46ZM55 192H57V191H55ZM61 192V191H60ZM62 192H63V190H62ZM69 192L67 193L68 195H69ZM163 191H161L160 192V194L162 193ZM206 192V191H205ZM204 192V193H205ZM217 192L218 191H216V194H217ZM233 192V191H232ZM237 192V191H236ZM18 193V192H17ZM37 193H38V191H37ZM53 193H54V191H53ZM53 193H52V195H53ZM58 193V192H57ZM65 193V195L64 194H60V195H64L65 197H66V194ZM76 193H80L79 191H77V192H75V194ZM170 193V192H169ZM178 193V192H177ZM195 193V192H194ZM210 193H212V192H210ZM215 192H213V194H214ZM222 193V192H221ZM8 194V193H7ZM15 194V193H14ZM36 194V193H35ZM40 194V193H39ZM38 194V195H39ZM55 194V193H54ZM72 194H74L73 192H72ZM167 194V193H166ZM190 194H192V193H190ZM201 194H203V193H201ZM220 194V193H219ZM226 195H227V193H225ZM37 195V194H36ZM37 195V196H38ZM42 195H44V193L42 194ZM51 195V194H50ZM51 195V196H52ZM67 195V196H68ZM163 195V194H162ZM176 195V194H175ZM182 195V194H181ZM221 195V194H220ZM219 195V196H220ZM8 196H9V194H8ZM46 196V195H45ZM45 196H43L44 198H45ZM50 196V197H51ZM54 196V195H53ZM62 196L60 197V198H62ZM72 197L74 196V195H71ZM71 196H68V198L69 197H71ZM76 196V195H75ZM78 196V195H77ZM81 196V195H80ZM133 198H132V197ZM164 196V195H163ZM180 196V195H179ZM230 196V195H229ZM4 197V196H3ZM5 197H6V195H5ZM10 197V196H9ZM17 197V196H16ZM32 197V196H31ZM34 197V196H33ZM32 197V198H33ZM39 197V196H38ZM38 197H37V199H34V201L35 200H37V202L38 201H40L41 200V198L43 199V197L40 195V200H38ZM153 197V196H152ZM165 197H166V195H165ZM173 197H174V195H173ZM25 198V197H24ZM24 198H22V199H24ZM56 198V197H55ZM59 198V199H60ZM130 198V199H129ZM170 198V197H169ZM3 199V198H2ZM5 199V198H4ZM18 199H19V197H18ZM64 199V204H65V198H63ZM62 199V200H63ZM71 199V198H70ZM74 199V198H73ZM75 199H78V198H75ZM161 199V198H160ZM165 199V198H164ZM193 199H195V198H193ZM197 199V198H196ZM26 200V199H25ZM28 200V199H27ZM50 200V199H49ZM61 200V199H60ZM89 200V199H88ZM4 201V200H3ZM66 201H68V200H66ZM140 201V200H139ZM164 201V200H163ZM170 201H171V198H170ZM174 201V200H173ZM192 201V200H191ZM199 201V200H198ZM197 201V202H198ZM24 202V201H23ZM79 202V201H78ZM155 202V201H154ZM158 202V201H157ZM156 202V203H157ZM160 202V201H159ZM158 202V203H159ZM188 202V201H187ZM196 202V203H197ZM199 202H201V201H199ZM26 203V202H25ZM29 203H30V201H29ZM35 203V202H34ZM33 203V204H34ZM48 203V202H47ZM63 203V202H62ZM67 203H69V202H66V204ZM75 203V202H74ZM146 203V202H145ZM161 203V202H160ZM160 203H159V205H160ZM168 203V202H167ZM173 203V202H172ZM183 203V202H182ZM6 204H8L7 202H6ZM16 204V203H15ZM40 204H42V203H40ZM46 204V203H45ZM49 204V203H48ZM66 204L64 205L66 208H68L67 206H66ZM89 204V203H88ZM88 204H87V206H88ZM28 205V204H27ZM30 205V204H29ZM68 205V204H67ZM75 205V204H74ZM150 205V204H149ZM155 205V204H154ZM159 205H158V207H159ZM175 205V204H174ZM173 205V206H174ZM184 205V204H183ZM183 205H182V207H183ZM196 205V204H195ZM36 206V208H37V205H35ZM39 206V205H38ZM48 206V205H47ZM72 207H73V205H71ZM152 206V205H151ZM167 206V205H166ZM170 206V205H169ZM178 206V205H177ZM146 207V206H145ZM185 207H187V206H185ZM35 208V207H34ZM33 208V209H34ZM36 208H35V210H36ZM42 208H44L43 206L40 208V209H42ZM133 208V207H132ZM173 208V207H172ZM190 208V207H189ZM25 209V208H24ZM52 209V208H51ZM69 209H71L70 207L67 209V210H65V208H64V211H65V213H64V215H66V211H68ZM76 209V208H75ZM130 209H131V207H130ZM146 209V208H145ZM159 209H163V208H161V207H159ZM195 209V208H194ZM50 210V209H49ZM56 210V209H55ZM117 210V209H116ZM115 210V211H116ZM155 210V209H154ZM209 210V209H208ZM30 211V210H29ZM28 211V212H29ZM40 211V210H39ZM73 211H74V208H73ZM81 211V210H80ZM129 211V210H128ZM161 211V210H160ZM163 211V210H162ZM161 211V212H162ZM182 211V210H181ZM188 211V210H187ZM193 211H196V209L195 210H193ZM27 212V213H28ZM48 212V211H47ZM54 212V211H53ZM69 212V211H68ZM84 212V211H83ZM123 212H125L124 214H122L121 215V219L123 218V215H125L127 212L124 210ZM122 212V213H123ZM152 212V211H151ZM156 212V211H155ZM158 212V211H157ZM156 212V213H157ZM171 212V211H170ZM188 212H190V211H188ZM192 212V211H191ZM7 213V212H6ZM22 213V212H21ZM27 213L25 214V216H27ZM44 213H45V211H44ZM74 213H75V211H74ZM73 213V214H74ZM85 213V212H84ZM92 213H94L93 215H92ZM100 213H103L104 214V212H103V210H98V209H88V211H86V214H84L85 216L83 217V215H81L80 213H78V215L79 216H75V217H77L75 220L73 219V220H71L70 222H71V224L69 225V221L68 222H66L65 220H64V222L66 223V228L67 229H65V227H64V229H62V231L60 230H56L55 231V233L58 235H60V237H62V240H63V238L66 236H70V235H72V240H73V243H72V246L71 247H66L65 249H63V250H59V251H57V253L55 252H53L52 254L51 253H49V254H43V253H48L49 252V250H47V251H41L39 248H36V246L34 247V243H36L35 242V239H34V237L36 238V235H37V237H38V239H40L39 238V236H38V234L41 236V238L43 237L44 239H47L48 240V238L50 237V236H54V235H52V231H54V230H52V228H53V226H52V228H50V226L49 225H47L46 223H53V220H55V219H53L52 220V222L50 221V219H48L47 221H45V222H42V226H39V227H41V228H39L38 226V228H39V231H38V229L37 228H33V229H37L36 231H35V235H34V233H33V231H31L30 229H27V230H25L23 227H26V225L25 226H23L22 227V223H20V225H18V228H20V227H22L21 229H18L17 228V230H15L14 229V233L13 234H15V235H17V236H15L17 239H19V240H15V242L16 241H18V242H20L21 241V244H20V246L17 248V250H15L16 249V247L14 248V250L15 251H13L12 250V253H10V256L8 257V256H5V257H0V264H170V262L169 263H163V262H161V261H157L156 259H154V258H152V257H154L153 256V254H154V252H155V250H154V252L152 251V252H150V250H152L148 245H150V244H153L154 246H156V244H159V243H161L162 241H160L159 240V238L162 240V239H164V237H163V235H166V233H165V231L166 230H168V229H174V228H176L177 229V231H176V234L178 235V236H189V240H182V241H184V242H186L187 244L185 245V248L183 249L184 250V252L185 251H187L188 252V254H191V253H193L194 255H196V257L198 258L197 259V261H194V260H188L187 262H188V264L190 263V264H251V263H249V261L246 259V258H243V257H241V253H239V252H237V246L234 244V243H232L231 241H234V240H228L229 239V237H222L224 240L225 239H227L226 241H223L222 240V238H221V236H220V234H218V232H217V234L219 235H217L218 237H216L215 235L214 236H211L210 234H206L205 233V231L206 230H203V231H201V230H199V231H196V232H194V233H191L190 231H188L185 227H187V226H185V225H187V224H189V223H192L193 221H195L197 218H199V217H197L196 218V214L194 215V214H192V218H190V216L188 215V217H185L184 219H181L182 221H181V223H180V225H179V227H177L176 225H177V223H178V221H179V219H180V217H184L185 215H186V213H182V215L179 217V219L177 218L176 220L175 219H172L171 217H169V216H167L164 212V214L166 215L165 217H162V218H160L159 217V223L156 225V227H158V228H155L154 230H152V233H148V237H146V245H147V247L149 248H147L146 247V245H145V247L144 246H142V249L140 248L141 246H136V243L135 242H129V241H126V240H124V239H122V241H121V239L118 241V242H111V240H109V238H110V235H109V237H108V239H104L103 237H102V233H103V231H100V223L101 224H105V222L103 223V222H100V220L101 219H99L100 217H98L99 215H100ZM106 213V212H105ZM153 213V212H152ZM175 213V212H174ZM178 213V212H177ZM197 213V212H196ZM28 214H30V213H28ZM31 214H32V212H31ZM34 214V213H33ZM50 214V213H49ZM56 214V213H55ZM61 214V213H60ZM60 214H58V215H56L57 217H59V215ZM62 214H63V212H62ZM71 214V213H70ZM70 214H68V215H70ZM167 214H169V213H167ZM173 214V213H172ZM171 214V215H172ZM179 214H181V212L179 213ZM7 215V214H6ZM102 215V214H101ZM100 215V216H101ZM109 215V214H108ZM141 215H142V213H141ZM152 215V214H151ZM154 216H155V214H153ZM152 215V216H153ZM163 215V214H162ZM24 216V217H25ZM34 216H36V215H34ZM67 216V215H66ZM164 216V215H163ZM178 216V215H177ZM176 216V217H177ZM201 216V215H200ZM42 217V216H41ZM45 217V216H44ZM64 218H65V216H63ZM70 217H71V215H70ZM110 217V216H109ZM113 216H111V218H112ZM115 217V216H114ZM139 217H140V215H139ZM146 217V216H145ZM148 217V216H147ZM175 217V216H174ZM67 218V217H66ZM69 218V217H68ZM101 218H103L102 216H101ZM105 218V217H104ZM104 218L102 219V220H104ZM111 218H110V220H111ZM116 218V217H115ZM118 218H120V217H118ZM21 219V218H20ZM20 219H18V220H20ZM26 219V218H25ZM31 219V218H30ZM29 219V220H30ZM33 219V218H32ZM36 219V218H35ZM44 219V218H43ZM42 219V220H43ZM60 219V218H59ZM121 219H118V220H120V224L121 223H123V220H121ZM141 219H144V218H140V219H138V220H141ZM203 219V218H202ZM208 219V218H207ZM28 220V221H29ZM38 220H40V219H38ZM42 220H40V221H42ZM117 220V221H118ZM149 220V219H148ZM153 220V219H152ZM155 220H156V218H155ZM158 220V219H157ZM156 220V221H157ZM178 220V221H177ZM211 220H212V218H211ZM27 221V222H28ZM35 221V220H34ZM33 221V222H34ZM56 221V220H55ZM58 221V220H57ZM126 221V220H125ZM130 221V220H129ZM142 221H144V220H142ZM145 221H147V218H146V220ZM176 221H177V223H176ZM210 221V220H209ZM208 220H207V222H209ZM32 222V221H31ZM100 222V223H99ZM110 222V221H109ZM139 222V221H138ZM158 222V221H157ZM203 222V221H202ZM207 222H205V223H207ZM24 223H26L25 221H24ZM35 223V222H34ZM33 223V224H34ZM107 224H108V221L106 222ZM145 223H147V222H145ZM184 223V224H183ZM197 223V222H196ZM195 223V224H196ZM201 223V222H200ZM199 223V224H200ZM204 223V224H205ZM6 224V223H5ZM29 224V223H28ZM31 224V223H30ZM32 224V225H33ZM45 224L47 225L46 227H45ZM64 224V223H63ZM107 224H105V225H107ZM115 223H113V225H114ZM141 224H142V222H141ZM156 223H154V225H155ZM199 224H197V225H199ZM202 224V223H201ZM1 225V224H0ZM24 225V224H23ZM31 225V226H32ZM35 225V224H34ZM113 225H109V226H113ZM116 225H117V223H116ZM123 225H126V224H123ZM132 225V224H131ZM142 225H144V224H142ZM149 225V224H148ZM153 224L151 223V226H152ZM194 225V224H193ZM197 225H195V226H197ZM218 225V224H217ZM216 225V226H217ZM104 226V225H103ZM102 226V227H103ZM118 226H119V224H118ZM129 226V225H128ZM185 226V227H184ZM189 226H191V225H189ZM9 227V226H8ZM33 227V226H32ZM32 227H31V229H32ZM55 227H56V225H55ZM111 227H109V228H111ZM115 226H113L111 229H113ZM120 227H121V225H120ZM120 227H115V229L116 228H118V229H120ZM124 227V226H123ZM122 227V228H123ZM138 227V226H137ZM140 227V226H139ZM144 227V226H143ZM193 227V226H192ZM206 227V226H205ZM237 227H239V225L237 226ZM27 228V227H26ZM104 228V227H103ZM121 228V229H122ZM126 228V227H125ZM124 228V229H125ZM130 228V227H129ZM128 228V229H129ZM141 228V227H140ZM139 228V229H140ZM153 228V227H152ZM161 228H164V230L163 229H161ZM243 228V227H242ZM11 229V228H10ZM32 229V230H33ZM41 229V230H40ZM102 229V228H101ZM105 229H107V227H105ZM117 229V230H118ZM120 229V230H121ZM123 229V230H124ZM127 229V228H126ZM135 229V228H134ZM133 229V230H134ZM139 229H137V230H139ZM143 229V228H142ZM142 229H141V231H142ZM148 229H150V228H148L147 227V230ZM158 229H159V231H158ZM171 229L169 230V231H171ZM189 229H193V228H189ZM199 229V228H198ZM203 229V228H202ZM208 229H210V228H208ZM219 229V228H218ZM244 229V228H243ZM108 230V229H107ZM116 230V231H117ZM123 230H122V232H123ZM160 230H163L162 232L160 231ZM221 230V229H220ZM225 231L227 230V229H224ZM253 230H255V229H253ZM59 231V233H57ZM109 231V230H108ZM111 231V230H110ZM125 231V230H124ZM140 231V232H141ZM145 232H146V230H144ZM168 231V232H169ZM228 231V230H227ZM137 232V231H136ZM139 232V233H140ZM148 232H149V230H148ZM207 232V231H206ZM211 232V231H210ZM1 233V232H0ZM4 234H5V232H3ZM7 233V232H6ZM10 232H9V229H8V233L7 234H9ZM36 233H38V234H36ZM61 233V234H60ZM105 233V232H104ZM138 233V234H139ZM144 233V232H143ZM207 233H209V231L207 232ZM254 233H255V231H254ZM55 234V236L57 237V235ZM109 234V233H108ZM107 234V235H108ZM112 234H113V232H112ZM146 234V233H145ZM243 234V233H242ZM9 235H11V234H9ZM126 236H127V234H125ZM174 235H175V233H174ZM173 235V236H174ZM7 236V235H6ZM22 236H24V238L22 237ZM68 236V237H69ZM117 236V235H116ZM121 236V235H120ZM124 236V235H123ZM129 236V235H128ZM137 236V235H136ZM142 236V235H141ZM224 236V235H223ZM243 236H244V234H243ZM246 236V235H245ZM248 236V235H247ZM8 237V236H7ZM15 237H13L12 235L10 236V237H8V239L6 240L5 239V241H7V244L13 239V238H15ZM19 237V238H18ZM125 237V236H124ZM140 237V236H139ZM167 237H169L168 235H167ZM166 237V238H167ZM232 237V236H231ZM240 237H242V236H240ZM105 238H107V237H105ZM116 238V237H115ZM123 238V237H122ZM132 238V237H131ZM130 238V239H131ZM134 238V237H133ZM132 238V239H133ZM173 238V237H172ZM188 238V237H187ZM186 238V239H187ZM246 239H247V237H245ZM111 239V238H110ZM128 239H129V237H128ZM129 239V240H130ZM131 239V240H132ZM174 239V238H173ZM220 239L222 240V241H220ZM37 240V239H36ZM53 240H54V238H53ZM58 240V239H57ZM116 240H117V238H116ZM130 240V241H131ZM141 240V239H140ZM165 240V239H164ZM169 240V239H168ZM42 241H43V239H42ZM123 241H126V242H123ZM133 241V240H132ZM138 241V240H137ZM142 241V240H141ZM144 241V240H143ZM142 241V242H143ZM34 242V243H33ZM45 242H47V241H44V243ZM174 242V241H173ZM189 242V243H188ZM250 242V241H249ZM38 243V242H37ZM44 243L43 242H41V244H43L44 245ZM48 243V242H47ZM46 243V244H47ZM61 243V242H60ZM144 243V242H143ZM169 243V242H168ZM248 243V242H247ZM13 244V240H12V242H11V244L10 245H12ZM39 244H40V241H39ZM38 244V246H40ZM46 244H45V246H46ZM50 244H52V242H50ZM49 244V245H50ZM55 244V243H54ZM180 244V243H179ZM196 244V245H195ZM5 245H6V243H5ZM9 245V246H10ZM13 245H16V244H13ZM12 245V247H14ZM18 245V244H17ZM37 245V244H36ZM49 245H48V247H49ZM164 245H165V243H164ZM239 245V244H238ZM53 246V245H52ZM11 246H10V249L12 248ZM55 247H57V245L55 246ZM172 247V246H171ZM42 248V247H41ZM156 248H161V246L160 247H156ZM8 249V248H7ZM44 249V248H43ZM57 250H58V248H56ZM163 249V248H162ZM249 249V248H248ZM52 250V249H51ZM54 250V249H53ZM132 250V251H131ZM259 250H261V249H259ZM3 251V250H2ZM66 251H67V253H66ZM239 251V250H238ZM4 252V251H3ZM68 254V256L66 255V254ZM51 254V255H50ZM161 254V253H160ZM174 254H176V253H174ZM155 255V254H154ZM185 255H186V252L185 253H183V258H185ZM167 257V256H166ZM169 257H171V256H169ZM187 257V256H186ZM191 257V256H190ZM179 258V257H178ZM256 259V261H255V264H264V258H262V257H259L258 258V255L255 257ZM195 259V258H194ZM159 260V259H158ZM183 260V259H182ZM165 261V260H164ZM194 261V262H193ZM184 261H182V262H179V261H177V262H174L173 264H186V262L185 263H183ZM253 262V261H252ZM252 264H254V263H252Z\"/></svg>",
    "mask_w": 264,
    "mask_h": 264
}]
</instances>
